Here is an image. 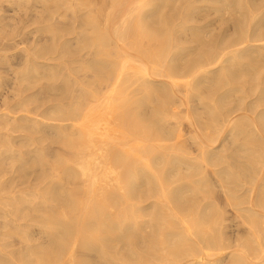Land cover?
<instances>
[{"label":"bare ground","instance_id":"bare-ground-1","mask_svg":"<svg viewBox=\"0 0 264 264\" xmlns=\"http://www.w3.org/2000/svg\"><path fill=\"white\" fill-rule=\"evenodd\" d=\"M26 1H28V0H25L24 4H20L19 7H21V5L27 6ZM61 1L62 0H60L59 3H61ZM89 1L90 0H82L81 4L87 6L88 4L91 3ZM91 1H93V0H91ZM102 1H99V2L104 3ZM121 1L122 0H118L117 2H115V3H117V5H115V6H108V8L106 7V9H107V11L105 10L106 12L103 10L104 14H105V15L103 14L105 16V18L101 17L103 19L102 20L103 22L100 20L102 22V23H99L100 27H96L95 30H93L94 32L92 31V33H98V36L100 34V35L104 36V37L102 36L103 38L107 37L106 39H109L108 43H109V41H110V43L108 45H110L112 47V49H110V51H107V52H110V55L112 56L110 58L111 59L113 58L114 60H109V58L107 57L109 54L108 55L104 54L108 58L107 60H104V61L94 58L97 54H100V56L102 54V53H100L103 50L102 49L103 47H101L102 41L100 40V38L98 41L92 40V38H90V39H88V42L86 41V39L84 40L86 42H83L84 43V49L85 50L88 49V52H86L84 55H88V57L93 56L91 59L85 60V62L83 61V59H80V61L82 60V62L86 63V66H87V68L85 66V68L87 70L85 71L84 76H85L86 80H87V78L90 79V77L93 78V82H96L95 84H97L96 87L94 86L96 89L93 88L94 90H92V88H91V92L86 93L87 96H85V93L83 94V92H82V96H81V94L79 96L78 93L80 91L78 92L77 91L78 89H74V88H76V87L79 88L80 86H82V84L85 83L84 79L83 80H81V79L65 80V81H63L62 85H61V83L59 84L61 86H57L58 88H54L55 90H59V91L62 90L63 91V90H67L68 88H70L72 86L71 88L77 92V97L75 96V97H71L68 99L75 101L77 103L78 107H76L75 102L72 106H70L73 102V101L71 102V100H70V103L68 102L70 104L69 105L70 107H65L68 105V104L65 105L66 102H65V104H62V102H61V104L58 103L57 105L55 103V105L49 107L50 112H51V118L50 119L52 121L56 122L54 124L41 122L40 120H38L36 118L37 115H35L36 117H31L28 110H26V112L24 114H21L18 116H16V115L14 116L13 115L14 113L9 112V111H6V112L0 111L1 112L0 113V119H4V120H0V130H1V127L7 128V125L12 124V126H14L15 128H18V130L22 129V132L24 130L27 133L30 132V134H31V133H34V131L38 130V132L40 133L41 131L39 129L43 125L44 128L46 127V128H50V129L55 130L54 133L56 132L55 134H57V135H55L57 137V140H55L56 138L54 139L55 142L59 141L60 144L63 145L65 148L67 147V149L70 147L68 149V153L70 156H68V158L65 157V162L62 164L63 175L65 172L64 170H66L68 172V176L66 177L67 181H65V179H62V181L64 180L63 182H64V185L66 184V188L68 185H71V187H74L73 188L74 190L72 189L69 192H67V194L65 193L66 197L59 200L58 199L59 197H56L57 195L55 196V194H54L55 189L53 188L54 186H57V187L61 186V185H59V183L61 182L60 179L58 180V181H60L58 184H56V181H55V178H57L56 177L57 172L55 173L56 169H54V166H52L53 168L50 170V172L52 171L54 173L51 176V178H49L45 174V172H46L45 170H47V169L43 170L42 169L43 166L39 165L41 167V172L39 170L40 174L37 177L38 179L37 178H35V179L44 183V185L43 184L42 185L45 186V188H44L45 190L43 189L44 192L42 194L40 192V194H39L40 196L37 195L39 197V198L37 197V199L40 200V199L46 198L52 204L53 203L57 204L55 208L58 207L59 209H66V210L71 211V212H78V214L76 213V215H73V216H77V215L79 216V213H80L79 217L71 218L70 217L71 213H68L70 215H67V213L65 211V213L67 215L66 216L65 213L61 214V212H63V210L59 211L56 209L57 212H60V216H62L61 219H57V217L54 214H51L50 211L47 212L49 209L47 211L46 210L38 211V208L36 206L32 207L33 204H30V207H29V209L32 208V210L28 211V208H27V211L25 210L26 212L24 210H23L24 212H22L21 210L14 209V207H13L14 210L11 208V210H13L11 214H13V213L15 215L17 214L18 216H16V217H18V218L20 216H23L24 220L28 216H31V218L29 219V220H31V219H33V217H34V219H37L39 216H41V214L45 215L44 220L41 218L42 217L41 216V217H39L40 220L38 219V221H39V223L42 222V220L45 221L42 224L40 223L41 225H44L46 223V224L53 226L52 229L54 231L49 229L50 232L52 231V233L49 234L47 231V235H46V239H48L47 238L48 236L52 237V238L50 237L48 239L49 241L52 239V241L49 242L47 240L50 243L49 246H51V248L48 245H47L48 246L47 247L46 243H44V244L47 248H49L48 252H46V251L43 252L40 249H35V247L38 248L39 244H37V246H34L31 248V245H34L35 243L34 244L30 243L31 244L30 245L28 243V239H27V244H29L30 246L28 245L26 247L29 250H31V249L33 250V248H34L35 254H34V251L32 254L30 253L31 255L28 253L29 256L24 257V259L21 258V260H19V262L16 261L18 258L16 260L12 259L11 257H7L5 259V257H6V256H4L5 254L0 255L1 257L3 256V258H4L3 259L0 257V264H14L15 262H16L15 264H119L117 262V259H116L117 256H119L121 258V260L123 261L124 264H145L141 260V255L139 254V251L137 248V246H138L137 239L139 237L138 233H139L140 229L142 230V228H141L142 225L140 226L139 224H142L140 222L143 218L149 219V222H148L149 224L147 223L148 219L146 220V223H147L146 226H148L150 229L149 232L147 231L148 233L145 232V233H147L146 235L143 234L140 237L141 240L143 241L145 249L150 248V246H152V244L155 242L160 243V235L163 236L161 234V232L164 231V230H162L163 228L161 229L162 230L161 231L160 227L164 226V228H165V226H167V225H163V223L165 224L166 222H168V221H165V217H167V216H169L170 218H171V216H173V217L174 216H191V217H189V219L190 218H192V220L198 219V221H200L203 225H206L207 232L208 231L209 232L207 233L204 229H203V231L201 229V231H200L201 235L199 234L198 238L194 237V240H197V242H194V244L195 245H197V244L201 245L202 244V246H200L201 249L197 248V246H195L193 243H192V245L187 244L188 240H190V237L193 238L195 233H194L193 229H192V231H193L194 235L192 234L191 231H190L191 233L188 232L189 229L185 225V220L182 217L181 218L178 217V218H180L179 223L181 225H184L187 228V229H185L186 233L183 230H181L182 227L180 229L177 227H175L174 229H169L168 235L171 234L174 238L175 237L176 238H175V240L171 241L170 243H168V241H167V244H165L166 245L165 247H168V246L171 247V248L168 247L169 249L167 248V250H172V253L175 256L183 255L185 253V251L188 252V255L190 254L189 258H191L190 261L187 260L188 261L187 263H189V264H208L209 261H207V259L210 258L211 255L204 254V252H203L204 255L202 254L201 255L202 258L200 259L199 258L200 256H198L201 254L200 251L203 249H206V250L213 249L214 250L215 248L217 250L218 247L223 246V245H221V243L224 244L222 232L221 233L219 232L217 225H216L217 226L216 231L214 228L212 229V227H215V226H211L210 223L212 222V225H214V223H213V221L210 220V217L209 218L207 217V216H212L211 217V219H212L213 216H214V218H215V216L216 217L221 216L220 215L221 213H219L218 209L214 205H211L213 198H212V195H211V197L209 195H210L212 190H210L209 188H208L209 190H206L207 188H205V187L209 184L206 181L210 178L209 176H211L213 174L214 176L213 175L211 176V177H213V179H214V177L218 178V180H220V181L226 179L229 182L232 181V183H233V181L237 182L239 180L238 178H242L243 174H241L242 171L239 170V172H237V173H239L241 175V177H238L240 175L237 173H234L232 171L233 168H231V166L232 165L234 166L235 165L234 163H236V162L233 163V160H235L237 158L236 160L238 161V158H239V156H237V157L234 156V158H235L234 159V158H232L233 156L232 157L230 156L232 154L233 148H232V151H230L231 154L229 152L230 155H228V156H225L226 154L225 155L222 154V152H225V151L220 152V154H222L221 157L217 156L218 153H216V152H215V154H213V150L216 147V146L214 147L216 140H212L211 136L212 135L214 136V134H223L224 136H222V137L225 138L227 136V139L229 138V136H232L233 140L236 138L237 139L238 138L243 139L244 136L246 137V135H248L250 127H251V130H250L251 133H253V134L259 133L260 137L263 136V133H264V75H262V72L259 73L260 70L258 67H256L257 64L253 65L254 68L251 64H253V62H255V61L264 60V43H262L264 40V31H263L264 29L262 30V28H264V24L262 23L263 22L262 19L259 21L255 20V17H256L255 15H258V12H260L259 15H261V16L264 15V8H262L263 6H260L257 8L256 7H249L248 8V4H247V5H245V6H247L246 7L247 11H245L246 10L245 7L243 9V6H241L245 0L244 1L243 0H230L229 1V4H230L229 7L230 8L236 7V8L241 10V7H242V12L240 10H238V12L240 11L239 12L240 17L237 16V18L239 17V20H240V18L244 19V17L246 16L245 13L248 14V25L246 24L247 26L243 28L244 25L242 24V22H244V21L241 20V22H240L238 20L241 23L240 24L241 27L236 25V23L233 24L234 26L236 25L239 27L237 29V31H234L235 32L234 36L236 35V37L231 35V38L227 39V36L230 37V35H228L227 32H226V36L221 35V34L220 35L217 34L219 36L218 37L216 34H214L218 38L210 41V37H209V39H208L210 41L209 46H208L209 48L204 50V51L202 50L201 52H200V50H201L202 46L199 48L200 45H198V43L195 40V42L197 43L196 46L198 45V52L196 49H195L196 51L194 49L193 50H194V52H197L198 55L196 53L195 54L196 56L194 55V57L192 58L191 55L194 54V52H192V54H191V52L189 51L191 54L189 56H191V58L189 57L184 62L183 61L181 62L180 59H173L172 58V56L175 54L174 52L181 51L182 49L177 50V48H178L177 46L179 45V44L177 45V43L179 42V40L177 42L176 38L178 39L179 37H178V35L174 36V34H175V32L173 33L174 29L171 28L173 25L171 27L169 26L171 18L169 19V17L166 16V15H169V14H166L167 12L166 13L163 12L164 8H162L163 10H162V12H160V26H162L164 29L160 31L158 28V30L160 31V34L167 35L169 40L167 39L168 41H164L160 44L157 43L160 47L159 48L160 52H157V53L155 52L156 54H154V52H153V54L150 53L151 50L154 51L155 48H153V46L151 44H147V38L150 37L149 39H151L152 36L154 37L155 36L154 30H156V29H154L153 32H151L149 28H148L149 30H146L148 26L146 25L147 27H145L144 24H147L148 22H145L144 24L142 23L144 28H145V31H144L145 34L141 33V30H143L144 28L142 27L140 22H143L145 19H148L149 17L156 18V20H158L157 16L155 15L156 17H154L153 15L156 14L157 7H159L160 5L156 6V11L154 9H152L153 12H151V13L149 12L148 17H147L148 13H146L142 16V13H140V12H144L143 9H145L146 6L149 7V4H151V2L155 1L157 4V3H159V0H157V1L156 0H124L125 1V2L123 1L124 5L121 3ZM169 1L170 0H168L167 2H169ZM173 1H172V3H174ZM185 1H187V0H184V2ZM189 1L190 2L194 1V5H195L196 1H199V2H201V1L205 2L206 1V2H209V4H211V3L214 4V2H216V3L218 2L219 4L221 3L220 5H222L224 2H226L228 0H188L187 2H189ZM221 1H224V2H221ZM251 1L252 0H250V3H251ZM11 2H13V1H11ZM14 2L16 3V1H14ZM30 2L32 4L31 0H30ZM51 2H47V8L48 9H51L50 6H48V3H50V5L54 4V2L52 4H51ZM113 2L110 1V3L114 5L115 3H113ZM119 2L122 5H119ZM66 3L64 2L61 4H66ZM76 3H77V1H76ZM93 3H94L93 5H95L94 1H93ZM100 3H98V4H100ZM172 3L170 2V6L173 5ZM183 3H181L180 4L181 6H179L178 8L181 9V7L183 6ZM201 3H203V2H201ZM201 3H199V4H201ZM246 3L247 2L245 1V4ZM9 4L11 5V3H9ZM98 4L96 6L99 7ZM163 4L167 5L166 1ZM186 4L187 3H184V5H186ZM203 4L209 5L207 3H203ZM212 4L210 6H212ZM17 6H18V4H17ZM55 6H56V3H55ZM55 6H53V7H55ZM63 6H65V5H63ZM74 6H76V5H74ZM96 6H92V8L96 7ZM173 6H175V5H173ZM191 6L192 5L190 3V7ZM195 6H192V7H195ZM199 6L201 7V5H199ZM214 6H216V4ZM219 6L217 8H219ZM225 6H227V5L225 4L224 6H220V8L224 9ZM89 7H91V6H89ZM147 7H146V9H147ZM161 7H160V11H161ZM185 7L187 8L188 6H185ZM190 7H188V10L191 9L192 14L194 13L193 12L194 10H197L199 8V7H196L194 9V8H190ZM0 8L2 9L1 6H0ZM97 8H94L93 11L91 10L92 12L89 11L90 14L91 15L93 13L99 14L98 12L101 10H100V7L98 9ZM167 9H165V10L167 11ZM169 9L171 10V9H173V7L169 8ZM169 9H168V11H169ZM174 9L176 10L177 8L174 7ZM175 10L170 11L171 14ZM199 10H200V8H199ZM217 10H219V9H217ZM217 10L215 9L212 11L217 12ZM225 10H227V9H225ZM177 11H179V10H177ZM102 12H100V13H102ZM180 12H185V11H182V9H181ZM219 12H220V10H219ZM223 12H224V10H223ZM226 12H224V13H226ZM218 13H216V14H218ZM224 13H222L223 16H224ZM230 13H231V11H230ZM90 14H89V16H90ZM134 14H136V15H134ZM177 14H179V13L177 12ZM177 14H176V16H177ZM187 14H188L187 18H184V16L182 17L180 15H179V18L182 17L181 18L182 21H183V18L186 19L187 23H188L189 22L188 18L190 17V13H187V11H186L185 15H187ZM207 14H208V11H207ZM93 15H95V14H93ZM93 15H92V17L94 18L95 16H93ZM126 15L128 16V18L126 17ZM133 15L136 18L133 17ZM145 15L147 18H145ZM181 15H183V14H181ZM235 15H237V14H235ZM89 16H88V18H89ZM118 16L119 17L121 16L120 21H118L119 19L117 20ZM171 16L172 15H170V17ZM229 16L231 17L232 15H229ZM86 17H87V15H86ZM123 17H125V18H123ZM213 17H214V14H213ZM215 17H216V15H215ZM93 18H90V19H92V21L90 20V22H93V20H95ZM218 18H221L219 14H218ZM234 18H236V16ZM39 19H42V17ZM43 19H46V17L45 18L43 17ZM134 20L140 21V22H137V26L139 25L138 23H140L139 28L137 26H135L134 24H132L133 22H136ZM150 20H152V19H150ZM174 20H176V18H174ZM54 21H53V23H54ZM176 21H178V20H176ZM205 21H207V19L202 21V22H205ZM217 21H219V20H217ZM221 21H224V20H221ZM157 22H155V23L157 24ZM184 22H186V21H184ZM184 22H182V23H184ZM239 22H238V24H239ZM155 23H151V24L153 25ZM174 23H175V21H174ZM182 23H181V25H182ZM187 23H184V25H186ZM232 23H234V22H232ZM172 24H173V21H172ZM38 25H40V24H38ZM38 25H36V26H38ZM52 25L53 24H51V26ZM133 25L136 28H134ZM148 25H150V23H148ZM202 25H204V30H205L210 25V22L203 23ZM213 25H214V23H213ZM215 25H217V24H215ZM1 26H2V23H1ZM54 26H55V24L52 26V28L56 29L57 25L55 27ZM154 27L155 26L153 25L152 28H154ZM156 27H157V25H156ZM43 28H45L44 30H49V29H46V26ZM43 28L41 30H43ZM52 28H50V29L53 30ZM137 28H138V30H136ZM191 28H193V26ZM1 30H2V28H1ZM51 30H50V32L52 33V35H55V34H53V31H51ZM175 30H176V28H175ZM195 30H197V28H194L193 31H195ZM223 30H225V29H223ZM60 31H61V29H60ZM17 32H18V30H17ZM46 32L47 31H45V33ZM75 32H76V30H75ZM137 32H139V33H137ZM197 32L200 33L199 31H197ZM201 32H202V30H201ZM205 32L206 31H204L202 34H204ZM19 33L20 32H18V34ZM207 33H208V31H207ZM207 33H205V34L207 35ZM216 33H218V32H216ZM123 34H125L124 37L128 34L129 37H131L135 40V43H136V39L139 40L138 44H140V41L143 42V40L141 38L144 37L146 43L144 42L143 46H144V44H146L145 45L146 48L144 49V47H142L144 50L142 48H141L142 50H140V48H139V50H137V49L134 50L135 48L134 49L129 48L128 45L126 46V42H125L126 40L122 36ZM139 34L141 35V37ZM13 35H14V33H13ZM40 35L41 34H39V36ZM52 35H51V37L53 38L54 36H52ZM143 35H145L146 37ZM157 35H159V34L156 33V36ZM192 35H193V33H192ZM206 35H205V37H207ZM209 35H211V34H209ZM201 36H203V35H201ZM216 36H214V37H216ZM232 36H233V38H232ZM11 37H13V36H11ZM129 37L126 36V39ZM157 37H155V38L157 39ZM3 38H1L0 45L3 44V43L1 44V42H3L2 41ZM48 38H50V37H48ZM54 38H56V36ZM131 38H129V39H131ZM155 38H154V40H156ZM196 38L197 37H195V39ZM201 38L202 37H200V39L199 38L198 39L201 40ZM42 39H43V36H42ZM94 39H96V38H94ZM149 39H148V41H149ZM192 39H193V37H192ZM90 40H92V41H90ZM106 41L107 40H105V42ZM127 42H128V40H127ZM129 42H132V40L131 41L129 40ZM142 42H141V46H142ZM158 42H160V41H158ZM173 42H177L176 45H174ZM202 42L204 43L205 41L202 40ZM53 43H54V41H53ZM53 43H51V46L52 45L54 46ZM71 44H73V43H71ZM106 44L107 43L103 44L102 46H105ZM138 44H136V45H138ZM157 44H155V45H157ZM6 45H8V44H6ZM9 45L11 46L12 44H9ZM46 45L40 46L39 47L40 49H37L38 52L36 51V53H33V52L32 53L36 54L38 56L37 53H39V50L45 51L44 53L40 52V54H43L46 57V53L51 50L49 48L50 45L49 46L48 45L46 46ZM149 45H151L152 47L150 46V48H153V49H149ZM10 46H8V49L12 48ZM100 47H101V51H100ZM13 48L15 49V47H13ZM56 48H58V46ZM105 48H106V46L104 47V50H105ZM182 48L185 49V47H182ZM187 48H189V47H187ZM5 49L4 48L2 49V46H1V50H5ZM32 49H33V47H32ZM147 49H149V51H147ZM252 49L253 50L256 49V50H254L252 52L251 51ZM53 50H54V48H53ZM61 50H62V48H61ZM80 50L83 51V48H81ZM104 50H103V53H104ZM30 52H31V50H30ZM54 52H55V50H54ZM62 52H65V50ZM248 52H250V53H248ZM51 53H52V51H51ZM80 53H82V52L79 51V54ZM245 53H248V55H246ZM26 54L27 55H24L25 60L27 59V56H29V54H30L28 50L26 51ZM31 54H30V56H31ZM79 54H78V56H79ZM244 54H245V56H244ZM47 55H48V53H47ZM176 55H178V54H176ZM179 55H181V54L179 53ZM1 56L2 55L0 54V58L3 57V56L2 57ZM49 56H50V54H49ZM175 56H173V57L175 58ZM9 57H8V59H9ZM49 58H51V57H49ZM76 58H77V56H76ZM6 59H7V56H6ZM10 59L13 60L12 55H11ZM29 60H27V62H25V64H27V69L31 70L30 71L31 73L29 72V74L31 75V78L34 80L35 77L32 76V72L34 71L33 67L36 68V65L38 63H36V65H34ZM31 60H32V58H31ZM45 60L47 61V62L45 61L46 64L50 61L47 59H45ZM5 62H8V61L6 60ZM12 62L13 61L10 60L9 63H12ZM34 62H39V60L38 61L34 60ZM0 64H1V62H0ZM4 64H5L4 67L7 66V63H4ZM32 64H33V66H32ZM11 65H14V64H11ZM39 65H40V63H39ZM50 65H52V64H50ZM8 66H9V64H8ZM53 66L54 65H52V67ZM262 67H264V65ZM9 68H8V70H9ZM23 68L25 69L24 66H23ZM13 69H11L12 74H14L16 76ZM5 70H6V68H5ZM26 70H24V72ZM54 70H57V67L56 68L54 67ZM71 70L73 71V69H70V71ZM52 71L53 70L51 69V66H50L48 75L54 77L55 71H53V72ZM59 71H60V69H59ZM59 71H58V73H59L58 75H56L54 78L52 77L53 78L52 81L55 79L54 81L56 82L57 77L59 75L63 74V72L60 74ZM67 72H69V71H65L66 74H68ZM252 72H254V73H252ZM7 73H5V74H7ZM9 73H11V72H9ZM22 73H23V71H22ZM22 73L20 72L19 76H20V79L22 81H24L29 76H28V74H26L28 72L23 73V74ZM46 73L47 72H45V74ZM65 73H64V75H65ZM18 74H19V72H18ZM70 74L71 73L69 72L68 76ZM61 76H63V75H61ZM68 76H67V78H68ZM249 76H251V77H249ZM36 78H38L37 80H39V77H36ZM49 78H51V77H49ZM154 78L160 79V80L157 81ZM7 79L9 81V78H7ZM54 81H53V83H54ZM49 82H51V81L49 80ZM156 82L160 83L159 84L160 89H158L159 87L155 88L156 86H154V85L157 84ZM0 83H1V80H0ZM245 84H247L250 87V89H252L253 91H254L255 87H256V89L257 88L259 89L257 92L254 91L255 93H257V96L254 99H252L254 101H252V102L250 101V103H248V104H244V102H243V101H245L244 98L247 99V96L249 97V95H247L249 93L246 92L247 93L246 94L244 92V89H243V87H244L245 90H248V89H246L247 85L245 87ZM47 85L45 88H47ZM49 85H52V83ZM72 89H71V91H72ZM75 91H74V93H75ZM143 91H145V92H143ZM147 91L149 94L160 99V100L157 99L160 101V104H159L160 107L158 106L159 108L150 105L152 108V113L154 110L153 107L156 108L155 110L157 112H158L157 109L160 110L159 111L160 113L158 114V115H160V119H158V122L157 121L152 122L153 121V119H152V121H150V122H152L153 124H151V127H149V125H148V127L146 128L144 126V124H142V125L140 124V122L142 123L141 120H143V119L140 120V117H141L140 115H138V116H140L139 117L140 122L138 124H137L138 119H136L138 117H136V118L133 117L132 121L135 119L137 121L136 122L134 121V123L131 122L130 121L131 117H129L128 111L131 108L133 109V106H135L134 103H132L135 99L132 100V102H131V97L133 96L134 98L135 97L137 98L138 94L136 92H138V93L143 92V94H144ZM19 92H22V91L20 90ZM85 92H86V90H85ZM24 93H25V91H24ZM230 93L235 94V95L230 96ZM60 94H62V93H60ZM65 94H67V92ZM21 95H22V93H21ZM21 95H20V97H21ZM74 95H76V94H74ZM135 95H137V96H135ZM193 95L196 96V100H198L202 104L201 105L202 108L207 109L206 112H207V114H209L208 118L204 117V115H205L204 111H203L204 115L200 114L202 112H199V113L197 112L198 114H200L198 116L196 113V110L199 111L197 109V107L190 105V103H192L194 101ZM140 96L142 97V94ZM140 96H139V98L142 99ZM144 96H146V98H144L146 100L147 94L146 95L144 94ZM251 97L252 96H250V98ZM66 98H67V96H66ZM80 99H85V101L83 100V103H82V101L81 102L79 101ZM140 99H138V100H140ZM205 99L208 100L207 103H209V101L212 103V108L208 107V106H210V103L207 105L206 103L202 102ZM58 101H60V100H58ZM78 101H79V103H78ZM140 101L137 102L135 108H137V107H139V105H141ZM24 102H25V100H24ZM143 102H144V100H143ZM232 102H234V103H232ZM130 103H132V105ZM146 103H148V102H146ZM157 103H156V105H157ZM74 105H75V107L73 109ZM144 105H145V103H144ZM130 106H131V108H130ZM5 107H8V105ZM5 107H4V109H5ZM21 107H19V108H21ZM141 107H142V105H141ZM10 108H11V106H10ZM258 108H260V109H258ZM20 110L22 111L23 109H20ZM47 112H48V109H47ZM53 112H55V115H56V113L58 115H56V116L53 115V116H55V117H53L52 116V114H54ZM236 112H239L241 114L239 116H236V115H234ZM9 114L10 115L12 114V116H10ZM132 114H135V113L132 112ZM135 115L137 116V114H135ZM153 115L156 116L155 113H153ZM46 116L47 115H45V117ZM144 116H146V115H144ZM128 117H129V119H128ZM202 119H205V120H202ZM182 120H184L185 123H183ZM237 121H238V123L241 121H243L245 123H242V125L239 126L238 123L236 124ZM21 123H23V124L21 125ZM139 124L141 125V129L139 128V126H136ZM183 124L187 125L186 129H189V132H191V134L194 135V136L192 135L193 137H191V135H189L190 138H192V141H190V143H188V145H186L187 141L183 138L184 133H185V132L183 133V131H182L183 130L182 127H184ZM143 126H144V128H142ZM137 127L139 128L140 131H138ZM242 127H245L244 128L245 130ZM247 127H249V128L246 131ZM11 128H10V130H11ZM15 130L16 129H12L11 131L15 132ZM18 130H17V132H18ZM6 131H7V129H6ZM48 131H50V130H48ZM42 132H44V131H42ZM146 134H147V136H146ZM150 134H151V136H150V140H149L147 138L149 137ZM0 135L2 136L1 133H0ZM186 135H188V134H186ZM249 135H251V134H249ZM8 136H10V135H8ZM29 136L27 135V137H29ZM31 136H34V134H32ZM43 136H44V134H43ZM259 136H256V138H260ZM22 137L25 138V136H22ZM39 137H41V136H39ZM5 138L6 137L4 136V140H5ZM36 138H38V137H36ZM213 138L217 139L216 137H213ZM13 139H17V138H14V136H13ZM32 139H34V138H32ZM222 139L220 142H222ZM237 139H236V141L240 140V139H238V140ZM19 140L20 139L18 138V142H19ZM44 140H42V141H44ZM153 140H155V141H153ZM233 140H230V142H233ZM261 140H263V139L261 138ZM22 141H23V139H22ZM29 141H31V140L29 139ZM225 141L226 140L224 139L223 142L225 143ZM6 142H7V140L5 141V143ZM133 142H135L137 144L140 143V144H139V146H137V144L134 143L136 145L135 146L136 148L133 146L134 148L129 149L130 144ZM150 142H152V143H150ZM230 142L228 141V143H230ZM245 142L248 143L247 141H245ZM245 142L243 141L244 144H245ZM226 143H227V141H226ZM260 143H262V141ZM3 144H4V142H3ZM189 144H191L195 148L193 149V147L192 146L190 147ZM252 144H251V146L253 147L254 145H252ZM262 144H263L262 146H264V143H262ZM10 145H12V144L9 143V146ZM39 145H40V143H39ZM232 145H234V144L232 143ZM232 145L230 144L231 147H232ZM241 145L239 146V144H238L237 147L241 150V152L242 151L244 152L243 154H245V152L252 151V150L248 149V146L246 147L247 149H242L244 147H243V145L242 146ZM245 145H247V144H245ZM260 145H258L259 148L257 146H255V147H257L260 150V148H262V146L260 147ZM16 146H14V147L16 148ZM54 146H56V145H54ZM21 147H23V146H21ZM0 148H1V146H0ZM17 148H16V150H17ZM257 148L253 149L254 152H252V155L254 154V156H256L255 155V149H257ZM4 149L6 151L5 145H4ZM24 149L26 150V148H24ZM13 152L14 151H12V153ZM17 152L19 153V151H17ZM30 152H32V151H30ZM153 152H155V154H153ZM226 152H227V150H226ZM4 153L5 152L3 151V153H2L3 156H4ZM20 153L22 155V152H20ZM145 153H147V154H145ZM192 153L194 155H192ZM2 154L0 153L1 157L4 158L2 156ZM40 154H42L41 151H40ZM14 155H15V153H14ZM151 155H153V156L151 157ZM238 155H241V154L238 152ZM246 155H248V153H246ZM249 155H250V153H249ZM22 156H20V158H17V159H22ZM42 156H44V155L42 154ZM147 156L150 158H148ZM222 156H224V157H222ZM251 156H248L249 158H247V159L253 160L254 164L257 165L258 162H256V160L254 158L251 159L250 158ZM36 158L38 159V157H36ZM198 158H200V161L197 163L196 159L198 160ZM242 158H243V156H242ZM256 158L258 159L257 156H256ZM244 160H245V158H244ZM261 160H263V161H261ZM1 161H3V159ZM18 161H20V160H18ZM25 161H27V160H25ZM239 161H240V159H239ZM257 161H259L261 163L263 162L262 164H264L263 158L262 159L259 158ZM14 162H16V161H14ZM247 162L248 161L246 160V163ZM248 164H249V162H248ZM254 164H250V165H252L254 167ZM262 164H260V165H262ZM0 165H2V164L0 163ZM60 165H61V163H60ZM136 165L137 166L141 165V166L137 167ZM154 165L157 167L160 166V169L156 168V169H159L157 172H156V169L154 171L152 169V167ZM23 166H25V165H22V167ZM235 166H237V165H235ZM257 166L255 169H257ZM0 167H2V166H0ZM50 167H51V165H50ZM261 167H263V166H261ZM261 167H260V170H261ZM23 168L25 171V167H23ZM44 168H46V167H44ZM47 168H49V167H47ZM59 168L61 169V167H59ZM181 168L184 170L182 171ZM235 168H234V170H235ZM238 168H241V164L238 165L236 169H238ZM249 168H247V169L249 170ZM2 169H3V167H2ZM119 169H121V170L117 171ZM247 169H246V171H247ZM242 170H244V169H242ZM260 170H259V172H260ZM15 171H17V170H15ZM159 171H160V174H159ZM250 171L253 172L252 169ZM19 172H22V171L20 170ZM255 172H257V171H255ZM46 173H49V171ZM254 173H253V176L258 175V174H254ZM263 174H262V176H263ZM244 175H246V173H244ZM249 175H250V172H249ZM249 175H248V177L250 178L251 176H249ZM48 176H50V175H48ZM206 177H207V179H206ZM255 177H257V176H255ZM60 178H62V177H60ZM172 178L176 179V180L174 179L175 182ZM179 178H181V179H179ZM246 178L247 177L245 176V179L244 180L242 179L243 182H245V180L248 181ZM263 178H264V176H263ZM261 179H262V177H261ZM26 180H27V178H26ZM181 180L183 181V183L182 184L180 183L181 184V185L179 184L180 186L174 185V184H177V182L181 181ZM252 180L254 181L255 179H253V177H252V179L249 180V181H251V184L253 182ZM239 181H241V180H239ZM261 181L259 182L260 184H261ZM263 181H264V179H263ZM123 182L124 183L126 182V184L124 185ZM217 182H219V181H217ZM35 184H36V182H35ZM223 184H224V182H223ZM36 185H34V186H36ZM40 185H41V183H40ZM136 185H138V188L136 187V189H135ZM241 185H242V182H241ZM41 186H38V187H40L39 190L36 187H35L36 189H34L32 187V189L36 190L35 195L37 193H39L38 191H41L40 189L43 188V186L42 187ZM196 186L198 189L196 188ZM199 186H200V189H199ZM252 186H253V184H252ZM203 187L205 188L206 192H204ZM218 187H220L221 189H224L222 182H220ZM256 187H259V186H256ZM261 187L263 188V186H261ZM261 187H259V189ZM59 188H61V187H59ZM63 188H64L63 190H65V187H63ZM201 188H203V189L201 190ZM67 189H71V188H67ZM239 189H240V187H239ZM57 190L60 191V189H57ZM57 190H56V192H57ZM61 190H62V188H61ZM63 190H62V193H59V194L63 195V192H66ZM192 190H195L196 193L198 190H200L199 191V194H200L199 197L197 195L198 193L194 195L193 194L194 191H192ZM231 190H232V187H231ZM246 190L247 189H245L244 192ZM30 191H32V190H30ZM228 191H230V189ZM260 192L262 193L261 189H260ZM189 193H191V194H189ZM246 193H248V194L247 195L245 194V197H244L245 199L244 198L239 199L238 197H237L238 199L236 198L237 203L234 202L235 198H233L234 201L232 200V203L233 202L235 203V204L233 203V206L239 205V204L244 205L245 204L244 202H246L248 204V207H246L244 209L242 207L241 210L239 209L240 207H238V209L242 213L244 212L246 214V216H248L247 218H249V216H251V217L254 216V219H255V217L264 219V197L262 195L256 194L257 192H255V188L248 189L246 191ZM258 193H259V191H258ZM30 194H31V192H30ZM234 194H235V191H234ZM23 195L25 196V193H23L22 197L20 196V198H23ZM153 195H154V197L156 195V197H157L156 199L159 200V202H157V201L156 202L159 205L156 202L152 203L149 205L151 207V209H149L148 207H145V206H142L139 204L140 202L143 203L145 200H148L147 199L148 197H150V198H151V196L153 197ZM206 195H208L209 198H212L210 205H209V202L206 203L207 201L205 202V204L200 203V200L201 199L203 200L204 196H206ZM61 196H60V198H62ZM28 197L29 196H26V198H28ZM26 198L24 197L25 201L23 200V204L26 202V200H27ZM3 199H4V196H3ZM12 199L15 200V198L13 196H12ZM198 199H200V200L198 201ZM228 199L231 200L232 198L229 197ZM20 200H22V199H20ZM205 200H207V199H205ZM224 200H227V199H224ZM32 201L34 202V200H32ZM3 202H5V201L3 200ZM27 202H26V204H27ZM42 202H40V203L42 204ZM55 202H58V203H55ZM37 204H38V202H37ZM3 205H5V203ZM226 205H228V204H226ZM6 206H8V203H6ZM10 206H12V204H10ZM78 206H82L81 209L77 208ZM156 206L160 207V208L157 207L158 209L156 208L157 211L160 210V212L156 211V209H155ZM18 207H20V209H21L20 204L19 205L17 204V208ZM110 207L111 208L118 207V208H120V210L114 212V214H113L112 211L108 209ZM22 208H26V206H22ZM51 208H52V206L50 207V209ZM53 208H54V206H53ZM1 209H2V207H1ZM153 209H154V212H153ZM213 209L215 212L213 211ZM3 210L4 209H2V212H3ZM148 210H150V211L148 212ZM211 210L214 212L213 214H210V212H212ZM239 210L237 211L238 213L240 212ZM208 211H209V214H208ZM0 212H1V210H0ZM241 212L239 213L240 215H241ZM38 214H39V216H38ZM53 215L56 217V219L53 217ZM1 216H3V214ZM25 216H27V217H25ZM35 216H38V217L35 218ZM163 216H165V217H163ZM169 217L167 219L169 220V222H171L172 219H169ZM6 218H8V217H6ZM18 218L16 220H18ZM21 218L22 217H20L19 219L22 220L23 218L22 219ZM43 218H44V216H43ZM52 218L54 220H52ZM217 218L219 220L221 219L219 217H217ZM244 218H246L245 215H244ZM34 219L31 221H37ZM252 219H251V221H253ZM29 220H27V222ZM38 221H37V223H38ZM144 221H142V222H144ZM188 221H190V220H188ZM222 221L223 220H221L220 222H222ZM254 221H256V219ZM246 223H247V221H246ZM259 223L260 222H258V224ZM2 224H5V221H3ZM13 224H14V222H13ZM215 224H216V222H215ZM256 224H254V225H256ZM49 225H48V227H50ZM173 225H175V224H173ZM208 225L211 226L210 229H212L213 232L209 229ZM14 226L15 225H13L12 228ZM253 226L251 225V229ZM259 226H255L254 229L256 230V228ZM5 227H6V225H5ZM19 227H21V226H19ZM19 227L17 226V229ZM15 229H16V227L13 229H8L7 231L13 230L14 232L7 233L8 237H7V235L5 237L11 238L12 235L13 236L16 235L15 231L17 229L16 230ZM5 230H6V228L4 229L3 232L0 231V233L1 234L4 233ZM146 230H148V229H146ZM249 230H250V227H249ZM259 230H261V228L257 230L260 233ZM17 231H19V230H17ZM21 231H19V232H21ZM210 231H211V233H210ZM203 232L204 233L206 232L208 235H206V233L204 234ZM22 234H23V231H22ZM24 234H26L28 236L27 233H24ZM254 234H256V233H254ZM17 236H19V235H17ZM0 237H1V235H0ZM2 237L5 239L3 234H2ZM72 237H73V239H71ZM258 237H261V233H260V236H258ZM7 238H6V240H7ZM13 238H15V236ZM24 238L25 237H23L22 239H24ZM27 238H29V236ZM261 238H263V237H261ZM163 240H164V237H163ZM257 240H259V239H257ZM25 241L26 240H23V242H25ZM246 241H247V239H246ZM11 242L14 243L13 240L10 241V243ZM18 242H19V239H18ZM5 244H6V242H5ZM5 244L3 243V245H5ZM41 244H43V243H41ZM256 244H258V243L256 242ZM0 245H2V244H0ZM77 245H78V247H77ZM199 245H198V247H199ZM239 245H240V243H239ZM243 245H244V243H242V245H240V246H243ZM11 246H14V245H11ZM19 246H22V245H19ZM23 246H24V244H23ZM185 246L187 247V249L185 248ZM248 246H249V244H248ZM2 247H4V249H6L5 248L6 246H2ZM2 247L0 246V251L3 249ZM24 247H23V249H24ZM224 247H226V246L224 245ZM44 248L45 247H43V249ZM47 248H45L44 250H46ZM77 248L78 249L81 248L83 250L82 253H85V252L94 253L96 260L95 261H93V260L89 261V259H87L88 257H86V255L84 258H86L87 260H85V259L80 260L75 255L76 251H78ZM252 248H254V246H251L252 251L246 247V249L244 248L243 250L237 251L236 253L231 252L228 254H230V256L235 259V260L233 259L234 260L233 262L237 263V264H264V243L259 242V244L257 245L256 248H254V249H252ZM28 249H27V251H28ZM75 249H76V251H75ZM25 250H26V248H25ZM25 250H24V252H25ZM11 251H12V249H11ZM18 251H16V252L19 253ZM27 251L25 253H27ZM66 251H67V253L64 255V253ZM79 251H81V250H79ZM151 251H152V249H151ZM13 252H11V253H13ZM207 253L210 254V252H207ZM32 255H34V258H32ZM74 255L76 256L77 259H75ZM170 255H169V257H170ZM184 255H186V257H188L187 253ZM55 257L57 258V260L54 259L55 261H51V259H53ZM196 257H198V258H196ZM8 259H11V260L8 262ZM174 259H175V257H174ZM145 261H147V260L145 259ZM147 262L149 264V261H147Z\"/></svg>","mask_w":264,"mask_h":264},{"label":"rangeland","instance_id":"rangeland-1","mask_svg":"<svg viewBox=\"0 0 264 264\" xmlns=\"http://www.w3.org/2000/svg\"><path fill=\"white\" fill-rule=\"evenodd\" d=\"M11 1H13V2H11ZM14 1H16V3L14 2ZM23 1V2H22ZM24 1L25 0H0V6L2 7V9L0 8V41H1V38H3L4 36V38L2 39V41L3 42H1V44L2 45H0V54L3 56H1L2 58H0V62H1V64H0V75L2 76H0V80H1V83H0V85L3 87H1L0 86V111L1 112H6V111H9V112H12V113H14L13 115L15 116H18V115H21V114H24L25 112H26V110H28L29 111V113H30V116L31 117H36L35 115H37V119L38 120H40L41 122H45V123H49V124H54V123H56V122H54V121H52L50 118H51V112H50V109H49V107H51V106H53V105H55V103H56V105L59 103V104H61V102H62V104H65V102H66V104L65 105H67V106H65V107H70V106H72L73 104H74V102L75 101H73V100H71V99H68V98H71V97H77V92L74 90V89H78L77 91L79 92L78 93V95L80 96V94H81V96H82V92H83V94L85 93V96H87V94L86 93H88V92H91V88H92V90H94V89H96L95 87H96V85L97 84H95L96 82H93V78L92 77H90V79L89 78H87V80H86V78H85V71L87 70L86 68H87V66H86V63H84L85 62V60H88V59H91L92 57H88V55H84L86 52H88V49H84V43L83 42H88V39H90V38H92V40H96V41H98L99 40V38H100V40L102 41V45L103 44H105V43H107L105 46H106V48H105V50H104V47L105 46H102L101 45V47H103L102 49L104 50V53H103V50H102V52H100V53H102L103 55L105 54V55H108L107 57L109 58V60H114L113 58L111 59L110 57H112L111 55H110V52H107V51H110V49H112V47L110 46V45H108L109 43H110V41H109V43H108V40L109 39H106V38H103L104 36L103 35H100L99 34V36H98V33H92V31L93 30H95V28L96 27H100V24L99 23H102L103 21V19L102 18H105V14H104V11L106 10L107 11V9H106V7L108 8V6H115V5H117V3H115V2H117L116 0L114 1V0H93L94 2H95V5H93L94 3H93V1H89V2H91L90 4H88L87 6H85V5H82L81 3H82V0H62L61 1V3H66V4H61V3H59V1L58 0H31L32 1V4H31V2H30V0H28V1H26V3H27V6L26 5H21V7H19V5L20 4H24ZM69 1V2H68ZM76 1H77V3H76ZM79 1V2H78ZM99 1H102V2H104V3H100ZM110 1L111 2H113V3H115L114 5L113 4H111L110 3ZM124 0H122L121 1V3L124 5V2H123ZM157 1V0H156ZM165 1H166V3H167V5L169 6H167L166 4H163V3H165ZM168 0H159V3H157L156 4V2L155 1H153V2H151V4H149V7H147V9H146V7H145V9H143V11L145 12H140V13H142V16L144 15V14H146V13H148L147 14V17H148V15H149V12L151 13V12H153V10L152 9H154L155 11H156V6L158 5H160L159 7H157V12H156V14H154L153 16L154 17H156L157 16V19L158 20H156V18H152V17H149L148 19H143L144 21L143 22H140L139 20L137 21V20H134V21H136V22H133L132 24H134L135 26H137V22H140L141 23V25H142V27L144 28V26L145 27H147V29L146 30H149L150 29V31L151 32H153V30L154 29H156V30H154L155 31V36L152 38L151 37V39H149V38H147V44H151L152 46H153V48H155L154 49V51L153 50H151V52L150 53H152L153 54V52H154V54H156L157 52H160V47H159V45L158 44H160V43H162V42H164V41H168L169 39H168V36L167 35H163V34H160V31L161 30H163L164 28L162 27V26H160V12H162V8H164V11L163 12H167L166 14H169V15H166V16H168L169 17V19L171 18V20H170V27L171 28H173L174 30H173V33L175 32V34H174V36H177L178 35V39L176 38V40H177V42H178V40H179V42L177 43V42H173L174 43V45H176V43H177V50H181V51H176V52H174L175 54L173 55V56H175L176 54H178V55H176L175 56V58L172 56V58L173 59H180L181 60V62L183 61H185L186 59H188L189 57L191 58V56H192V58L194 57V55L198 52V45H200L199 46V48L201 47V50H200V52L203 50H206V49H208L209 47V42L211 41V40H214V39H217L219 36L218 35H225L226 36V32H227V34L228 35H230V37H228L227 36V39L228 38H231V35H233L234 36V31H237V29L239 28L238 26H240V22H241V20L242 21H244V22H242V24L244 25H242L243 26V28L244 27H246L247 25H248V14L247 13H245L246 14V16L244 17V19H242V18H240V20H239V12L241 11L242 12V7H241V10L240 9H238V8H236V7H229L230 6V4H229V1L230 0H228V1H226V2H224V1H221V2H224L227 6H225V8L224 9H222V8H220V6H224L225 4L223 3L222 5H220L218 2V4L216 3V2H214V4H212L211 2V4H212V6H210L211 4H209V2H204V1H201V2H203V3H207V4H209V5H206V4H203V3H201V2H199V1H196L195 2V5H194V1H189L190 3H191V5L192 6H195V7H190V3L189 2H187V1H185L184 2V0H172L174 3H172V1L170 0L169 2H167ZM244 1V0H243ZM245 1L247 2L246 4H245ZM244 1V5L242 4L241 6H243V9H244V7H245V11H247V6H245V5H247L248 4V8L249 7H260V6H263L262 8H264V0H252L251 1V3H250V0H245ZM8 2V3H7ZM18 2V3H17ZM47 2H51V4L54 2V4H52L53 6H55V3H56V6L55 7H53L52 5H50V3H48V6H50V8L51 9H48L47 8ZM74 2V3H73ZM100 3V4H98V3ZM162 2V3H161ZM170 2L173 4V5H175V6H170ZM187 3L186 5H184V3ZM9 3H11V5L9 4ZM15 3V4H14ZM120 2H119V5H122ZM181 3H183V6L181 7V9H182V11H187V13H190V17L188 18V23H187V20L186 19H184V18H187L188 17V14L187 15H185V12H180V8H178L179 6H181L180 4ZM198 5H197V4ZM199 3H201V4H199ZM250 3V4H249ZM254 3V4H253ZM17 4H18V6H17ZM99 5V7H100V10L101 11H99L98 13L99 14H97V13H93V14H95V15H93V16H95L94 18L92 17V15L90 14V12H92L93 11V9L94 8H97L98 6H96V5ZM105 4V5H104ZM155 4V5H154ZM216 4V6H214ZM229 4V5H228ZM63 5H65V6H63ZM74 5H76V6H74ZM152 5V6H151ZM165 7H164V6ZM199 5H201V7L199 6ZM205 5V6H204ZM220 5V6H219ZM254 5V6H253ZM10 6V7H9ZM23 6V7H22ZM58 6V7H57ZM69 6V7H68ZM71 6V7H70ZM80 6V7H79ZM82 6V7H81ZM89 6H91V7H89ZM92 6H96V7H93L92 8ZM102 6V7H101ZM162 6V7H161ZM167 6V7H166ZM177 6V7H176ZM185 6H188V7H190V8H196V7H199L200 8V10H199V8L197 9V10H194L193 12V14H192V12H191V9L190 10H188V7L186 8ZM210 8H208V7ZM219 6V8H217ZM26 7V8H25ZM53 7V8H52ZM98 7V8H99ZM160 7H161V11H160ZM173 7V9H169V8H172ZM174 7L175 8H177L176 10L174 9ZM208 11V14H207V11L204 9V8ZM17 8V9H16ZM35 8V9H34ZM73 8V9H72ZM97 8V9H98ZM151 8V9H150ZM169 9V11H168V9ZM184 8V9H183ZM24 9V10H23ZM31 9V10H30ZM48 9V10H47ZM72 9V10H71ZM80 9V10H79ZM165 9H167V11L165 10ZM187 9V10H186ZM217 10V9H219L220 10V12H219V10H217V12H215V11H212V10ZM225 9H227V10H225ZM230 9V10H229ZM235 9V10H234ZM26 10V11H25ZM29 10V11H28ZM36 10V11H35ZM50 10V11H49ZM68 10V11H67ZM92 10V11H91ZM104 10V11H103ZM146 10V11H145ZM148 10V11H147ZM151 10V11H150ZM172 10H175V11H173V13L171 14V12L170 11H172ZM177 10H179V11H177ZM199 10V11H198ZM223 10H224V12H226V13H224L223 12ZM229 10V11H228ZM238 10H240L239 12H238ZM52 11V12H51ZM90 11V12H89ZM103 11V12H102ZM105 11V12H106ZM230 11H231V13H230ZM234 11V12H233ZM244 11V10H243ZM54 12V13H53ZM74 12V13H73ZM84 12V13H83ZM100 12H102V13H100ZM177 12L179 13V14H177ZM196 12V13H195ZM198 12V13H197ZM201 12V13H200ZM219 12V13H218ZM27 13V14H26ZM38 13V14H37ZM205 13V14H204ZM212 13V14H211ZM216 13H218L219 15H220V17L221 18H218V14H216ZM222 13H224V16H223V14ZM259 13L260 12H258V15H259ZM26 14V15H25ZM40 14V15H39ZM89 14H90V16H89ZM102 14V15H101ZM104 14V15H103ZM176 14H177V16H176ZM181 14H183V15H181ZM199 14V15H198ZM213 14H214V17H213ZM235 14H237V15H235ZM86 15H87V17H86ZM134 15H136V14H134ZM133 15V17H135ZM156 15V16H155ZM170 15H172L174 18H176V20H178V21H176V20H174V18L171 16L170 17ZM179 15L180 16H184V18H183V21H182V17L181 18H179ZM206 17H205V16ZM215 15H216V17H215ZM229 15H232L231 17L229 16ZM255 15L256 17H255V20L256 21H259V20H261L262 19V23L264 24V15ZM28 16V17H27ZM50 16V17H49ZM74 16V17H73ZM88 16H89V18H88ZM125 16V15H124ZM141 16V15H140ZM208 16V17H207ZM236 16V18H237V16H239L237 19L236 18H234ZM258 16V17H257ZM42 17V19H39V18H41ZM43 17L45 18L46 17V19H43ZM102 17V18H101ZM126 17L128 18V16L126 15ZM130 17V16H129ZM132 17V18H133ZM146 17V15H145V18H147ZM205 17V18H204ZM77 18V19H76ZM90 18H93V19H95V20H93V22H90V20L92 21V19H90ZM121 16L119 17H117V20L118 21H120L121 19ZM123 18H125V17H123ZM136 18V17H135ZM192 18V19H191ZM204 18V19H203ZM229 18V19H228ZM257 18V19H256ZM150 19H152V20H150ZM173 19V20H172ZM180 19V20H179ZM207 19V21H205V22H202V21H204V20H206ZM236 19V20H235ZM246 19V20H245ZM55 20V21H54ZM102 22H101V21ZM192 22H191V21ZM217 20H219V21H217ZM221 20H224V21H221ZM233 20V21H232ZM240 22H239V21ZM44 21V22H43ZM53 21H54V23H53ZM151 21V22H150ZM153 21V22H152ZM158 21V22H157ZM172 21H173V24H172ZM174 21H175V23H174ZM184 21H186V22H184ZM221 21V22H220ZM237 21V22H236ZM41 22V23H40ZM145 22H148V23H150V25H148V23L147 24H144ZM155 22H157V24L155 23ZM179 24H177V23ZM182 22H184V23H187L186 25H184V23H182ZM206 22H210V25L207 27V29H205L204 30V25H202L203 23H206ZM231 22V23H230ZM232 22H234V23H232ZM238 22H239V24H238ZM1 23H2V26H1ZM23 23V24H22ZM47 25H46V24ZM92 25H91V24ZM98 23V24H97ZM136 23V24H135ZM140 23H138L139 25H140ZM144 24V26H143V24ZM151 23H155L156 25H157V27H156V25L155 24H153L155 27L154 28H152L153 27V25L151 24ZM159 23V24H158ZM181 23H182V25H181ZM196 23V24H195ZM213 23H214V25H213ZM222 23V24H221ZM236 23V25H238V26H234L233 24H235ZM261 23V24H262ZM38 24H40V25H38ZM51 24H55V26L57 27L56 29H53L52 28V26H51ZM95 24V25H94ZM215 24H217V25H215ZM228 24V25H227ZM247 24V25H246ZM262 24V25H263ZM4 25V26H3ZM36 25H38V26H36ZM46 26V29H49V30H44L45 28H43V27H45ZM82 25V26H81ZM90 25V26H89ZM133 25V27L134 28H136L135 26ZM137 26L138 28L140 27V26ZM147 25V26H146ZM175 25V26H174ZM177 25V26H176ZM24 26V27H23ZM52 28L53 30H51L50 28ZM54 26V27H55ZM152 26V27H151ZM193 26V28H191V27ZM48 27V28H47ZM93 27V28H92ZM151 27V28H150ZM176 28V30H175V28ZM201 27V28H200ZM217 27V28H216ZM236 27V28H235ZM241 27V26H240ZM1 28H2V30H1ZM43 28V30H41ZM77 28V29H76ZM138 28L136 29V30H138ZM149 28V29H148ZM158 28H159V30H158ZM190 28V29H189ZM194 28H197V30H195V31H193L194 30ZM212 28V29H211ZM29 29V30H28ZM37 29V30H36ZM60 29H61V31H60ZM67 29V30H66ZM142 29V28H141ZM182 29V30H181ZM223 29H225V30H223ZM264 28H262V30H263ZM17 30H18V32H20L19 34H18V32H17ZM50 30L51 31H53V34H55V35H52V33L50 32ZM75 30H76V32H75ZM140 30V29H139ZM201 30H202V32H201ZM211 30V31H210ZM261 30V31H262ZM26 31V32H25ZM45 31H47L46 33H45ZM145 31V28L143 29V30H141V33L142 34H145V32L143 33V32ZM185 31V32H184ZM197 31H199L200 33H198ZM204 31H206L205 33H207V31H208V33H207V35L204 33V34H202ZM264 31V30H263ZM23 32V33H22ZM81 32V33H80ZM88 32V33H87ZM94 32V31H93ZM216 32H218V33H216ZM229 32V33H228ZM8 33V34H7ZM13 33H14V35H13ZM137 33H139V32H137ZM140 33V34H141ZM156 33L157 34H159V35H157L156 36ZM192 33H193V35H192ZM233 33V34H232ZM37 34V35H36ZM39 34H41L40 36H39ZM46 34V35H45ZM48 34V35H47ZM76 34V35H75ZM95 34V35H94ZM139 34V35H140ZM141 34V35H142ZM209 34H211V35H209ZM213 34V35H212ZM214 34H218L217 36L216 35H214ZM8 35V36H7ZM13 36V37H11V36ZM25 35V36H24ZM33 35V36H32ZM51 35L52 36H56V38H52L51 37ZM86 35V36H85ZM124 35L125 34H123L122 36L124 37ZM141 35H140V37H141ZM161 35V36H160ZM163 35V36H162ZM181 35V36H180ZM192 35V36H191ZM201 35H203V36H201ZM205 35L207 36V37H205ZM209 35V36H208ZM35 36V37H34ZM42 36H43V39H42ZM46 36V37H45ZM101 36V37H100ZM103 36V37H102ZM126 36H128L129 37V35L127 34ZM126 36L124 37V39L126 40L125 42H126V46L128 45L129 46V48H132V49H134V50H139V48H140V50H142L143 48L142 47H144V49L146 48L145 47V45L146 44H144V46H143V43L145 42L146 43V41H145V38L143 39V38H141L142 40H143V42L142 41H140V44H138V42H139V40H137L136 39V43H135V40L133 39V38H131V37H129V38H131V39H129V38H127L126 39ZM143 36H145V35H143ZM214 36H216V37H214ZM233 36H232V38H233ZM48 37H50V38H48ZM122 37V38H123ZM146 37V36H145ZM155 37H157V39L155 38ZM164 37V38H163ZM181 37V38H180ZM192 37H193V39H192ZM195 37H197L196 39H195ZM200 37H202L201 38V40H199L200 39ZM209 37H210V41L208 40L209 39ZM234 37H236V35L234 36ZM10 40H9V39ZM14 38V39H13ZM16 38V39H15ZM19 38V39H18ZM94 38H96V39H94ZM154 38L156 39V40H154ZM199 38V39H198ZM206 40H205V39ZM22 39V40H21ZM52 39V40H51ZM55 39V40H54ZM74 39V40H73ZM86 39V41H84ZM148 39H149V41H148ZM163 39V40H162ZM168 39V40H167ZM198 39V40H197ZM9 40V41H8ZM34 40V41H33ZM92 40H90V41H92ZM105 40H107L106 42H105ZM127 40H128V42H127ZM129 40L131 41L132 40V42H129ZM175 40V39H174ZM175 40V41H176ZM194 40V41H193ZM195 40H196V42L198 43V45L196 46V42H195ZM202 40H204L205 42L203 43L202 42ZM53 41H54V43H53ZM82 41V42H81ZM152 41V42H151ZM158 41H160V42H158ZM203 43H201V42ZM44 42V43H43ZM141 42H142V46H141ZM182 44H181V43ZM14 43V44H13ZM51 43H53L54 44V46L52 45L51 46ZM71 43H73V44H71ZM158 43V44H157ZM262 43H264V40H263V42ZM5 44V45H4ZM6 44H8V45H6ZM9 44H12L11 46L9 45ZM50 45L49 46V48L51 49L50 51H48L47 53H48V55H47V53H46V57L43 55V54H40V52L41 53H44L45 51H40L39 50V53H37L38 54V56L36 55V54H33V53H36V51H37V49H40L39 47L40 46H45V45ZM136 44H138V45H136ZM155 44H157V45H155ZM257 44V43H256ZM4 45V46H3ZM33 45V46H32ZM46 45V46H47ZM60 45V46H59ZM82 45V46H81ZM151 45H149V49H153V48H150V46ZM181 45V46H180ZM187 45V46H186ZM1 46H2V49L4 48H6L5 50H1ZM8 46H10V47H12V48H10V49H8ZM58 46V48H56ZM151 46V47H152ZM194 46V47H193ZM196 46V47H195ZM13 47H15V49L13 48ZM28 47V48H27ZM32 47H33V49H32ZM71 47V48H70ZM86 47V46H85ZM101 47H100V51H101ZM111 47V48H110ZM125 47V46H124ZM180 47V48H179ZM182 47H185V49L184 48H182ZM187 47H189V48H187ZM206 47V48H205ZM27 48V49H26ZM53 48H54V50H55V52H54V50H53ZM61 48H62V50H61ZM66 48V49H65ZM81 48H83V51H81L80 49ZM142 48V49H141ZM157 48V49H156ZM204 48V49H203ZM65 50V52H62V51H64ZM143 49V50H144ZM149 49H147V51H149ZM196 49L197 50V52H194V50ZM28 50L29 51V53L31 54L32 52V54H31V56H30V54H29V56H27V59L25 60V57H24V55H27L26 54V51ZM30 50H31V52H30ZM34 50V51H33ZM60 50V51H59ZM187 50V51H186ZM195 50V51H196ZM254 50H256V49H254ZM253 49L251 50L252 52L254 51ZM51 51H52V53H51ZM59 51V52H58ZM79 51L80 52H82V53H80L79 54ZM191 52V54H192V52H194V54H190V52ZM250 51V52H251ZM3 52V53H2ZM22 52V53H21ZM38 52V51H37ZM62 52V53H61ZM156 52V53H155ZM178 52V53H177ZM182 52V53H181ZM250 52H248V53H250ZM66 53V54H65ZM179 53L181 54V55H179ZM248 53H245L246 55H248ZM20 54V55H19ZM49 54H50V56H49ZM52 54V55H51ZM75 56H74V55ZM78 54H79V56H78ZM101 54V56H100V54H97L94 58L95 59H100V60H102V61H104V60H107L108 58L104 55H102ZM245 54H244V56H245ZM11 55H12V58H13V60L12 59H10V57H11ZM43 55V56H42ZM84 55V56H83ZM188 55V56H187ZM189 55H191V56H189ZM197 55H198V53H197ZM6 56H7V59H6ZM10 56V57H9ZM14 56V57H13ZM36 58H35V57ZM40 56V57H39ZM42 56V57H41ZM76 56H77V58H76ZM103 56V57H102ZM196 56V55H195ZM8 57H9V59H8ZM49 57H51V58H49ZM63 57V58H62ZM85 57V58H84ZM184 57V58H183ZM16 58V59H15ZM31 58H32V60L34 59L35 61H38L39 60V62H34V60L32 61L31 60ZM30 59V60H29ZM45 59H47V60H50L47 64L45 63ZM65 59V60H64ZM80 59H83V61L84 62H82V60L80 61ZM8 61V62H5V61ZM10 60L11 61H13L12 63H9L10 62ZM27 60H29L30 62H32L34 65H36V63H38L37 65H36V68L35 67H33V69H34V71L32 72V76L33 77H39V80H37L38 78H34V80L31 78V75L29 74V72L31 71V70H28L27 69V64H25V62H27ZM70 61V62H69ZM47 62V61H46ZM68 64H67V63ZM264 60H259V61H255V62H253V64H251L252 66L253 65H255V64H257L256 65V67H258L259 68V73H261L262 72V75H264V67H262L263 65H264ZM4 63H7V66H5L4 67ZM16 63V64H15ZM39 63H40V65H39ZM70 63V64H69ZM261 63V64H260ZM8 64H9V66H8ZM11 64H14V65H11ZM33 64H32V66H33ZM50 64H52V65H54L53 67H52V65H50ZM26 65V66H25ZM39 65V66H38ZM68 65V66H67ZM11 66V67H10ZM23 66L25 67V69L23 68ZM38 66V67H37ZM41 66V67H40ZM50 66H51V69L53 70V71H55V75H54V77L56 76V75H58L59 73H58V71H59V69H60V74L63 72V74H61V75H63V76H61V75H59L58 77H57V80H56V82L54 81V83H53V81H52V79L54 78L53 76H49L48 75V72H49V69H50ZM60 66V67H59ZM67 66V67H66ZM85 66H86V68H85ZM10 67V68H9ZM41 69H40V68ZM54 67L56 68L57 67V70H54ZM59 67V68H58ZM69 67V68H68ZM150 67V66H149ZM5 68H6V70H5ZM8 68H9V70H8ZM14 68V69H13ZM38 68V69H37ZM253 68H254V66H253ZM262 68V69H261ZM11 69H13L14 70V72H15V74H16V76L14 75V74H12V70ZM27 69V70H26ZM70 69H73V71L71 70L70 71ZM18 70V71H17ZM24 70H26L25 72H24ZM43 70V71H42ZM63 70V71H62ZM22 71H23V73H26V72H28V73H26V74H28V78L26 79V80H24V81H22L21 79H20V72L22 73ZM47 72L46 74H45V72ZM52 71V72H53ZM65 71H69L71 74L68 76V74H69V72H67L68 74H66L65 73ZM8 72V73H7ZM9 72H11V73H9ZM18 72H19V74H18ZM35 72V73H34ZM4 73V74H3ZM5 73H7V74H5ZM22 73V74H23ZM31 73V72H30ZM34 73V74H33ZM39 73V74H38ZM57 73V74H56ZM64 73H65V75H64ZM252 73H254V72H252ZM76 75V76H75ZM47 76V77H46ZM67 76H68V78H67ZM12 77V78H11ZM49 77H51V78H49ZM53 77V78H52ZM73 77V78H72ZM249 77H251V76H249ZM7 78H9V81H8V79ZM66 78V79H65ZM63 79V80H62ZM69 79H81V80H85L84 82V84H82V86H80L79 88H74V89H72L71 87L70 88H68L67 90H55L54 88H58L57 86H61L62 84H63V81H65V80H69ZM155 80H157V81H159L160 79H156V78H154ZM15 80V81H14ZM49 80L51 81V82H49ZM4 81V82H3ZM30 82V83H29ZM51 84L52 83V85H49V84ZM61 83V85H59ZM157 83V82H156ZM7 84V85H6ZM48 84V85H47ZM93 84V85H92ZM160 83H157L156 85H154V86H156L155 88H158L160 85H159ZM46 85H47V88H45L46 87ZM158 85V86H157ZM246 85L247 84H245V87H246ZM27 86V87H26ZM56 86V87H55ZM95 86V87H94ZM21 89H20V88ZM50 87V88H49ZM53 87V88H52ZM2 88V89H1ZM17 90H16V89ZM81 88V89H80ZM94 88V89H93ZM71 89H72V91H71ZM158 89H160V87L158 88ZM243 89H244V92L246 93H249V94H247V95H249V97L247 96V99L246 98H244L245 99V101H243L244 102V104H248V103H250V101L252 102V101H254V100H252V99H254L256 96H257V93H255V92H257L259 89L257 88L256 89V87L254 88V91L252 90V89H250V87L247 85V87H246V89H248V90H245V88L243 87ZM21 90L22 92H19V91ZM83 90V91H82ZM85 90H86V92H85ZM18 91V92H17ZM24 91H25V93H24ZM62 91V92H61ZM73 93H71V92ZM74 91H75V93H74ZM141 91V90H140ZM157 91V90H156ZM252 93H251V92ZM67 92V94H65ZM139 92V91H138ZM138 92H136L137 94H138V96L137 95H135V96H137V98L138 99H140L139 98V96L142 94V99H140V100H138L136 97L134 98L133 96V98L131 97V102H132V100H134L132 103H134V105L135 106H133V109L131 108V106H130V110L128 111L129 112V117H131L130 118V121L131 122H133L134 123V121L136 122L137 120L136 119H138V121H137V124L140 122L139 121V117H140V120L141 119H143V120H141L142 121V123L140 122V124L142 125V124H144V126L147 128L148 127V125H149V127H151V124H153L152 122H155V121H157L158 122V119H160V115H158L160 112V110L159 109H157L158 110V112L155 110L156 108L155 107H160V99L159 98H156V97H154L153 95H151V94H149L148 93V91L146 92V93H144L145 95L147 94V99L145 100L144 98H146V96H144V94H143V92H145V91H143L141 94L140 93H138ZM13 93V94H12ZM19 93V94H18ZM21 93H22V95H21ZM60 93H62V94H60ZM254 93V94H253ZM32 94V95H31ZM70 94V95H69ZM72 94V95H71ZM74 94H76V95H74ZM244 94V93H243ZM256 94V95H255ZM20 95H21V97H20ZM64 95V96H63ZM233 95H235V94H232V93H230V96H233ZM20 98H19V97ZM47 96V97H46ZM66 96H67V98H66ZM245 96V95H244ZM250 96H252L251 98H250ZM60 97V98H59ZM62 97V98H61ZM64 97V98H63ZM154 97V98H153ZM22 98V99H21ZM26 98V99H25ZM32 98V99H31ZM152 98V99H151ZM20 99V100H19ZM25 100V102H24V100ZM28 99V100H27ZM50 99V100H49ZM60 100V101H58V100ZM155 99V100H154ZM157 99H159V100H157ZM193 99H194V101L192 102V103H190V105H193V106H196L197 107V109L199 110V111H197L196 110V113L198 112H202V113H200V114H202V115H204V112H205V115H204V117H206V118H208V116H209V114H207V112H206V110L207 109H203L202 108V104L198 101V100H196V96H194L193 95ZM243 99V100H244ZM70 100H71V102H72V104L70 105L69 103H70ZM78 100V99H77ZM83 100L85 101V99H80L79 101L81 102L82 101V103H83ZM140 101L141 103V105H142V107H141V105H139V107H137V108H135L136 107V104H137V102L138 101ZM143 100H144V102H143ZM157 100V101H156ZM79 101H78V103H79ZM148 102V103H146V102ZM150 101V102H149ZM153 103H152V102ZM156 101V102H155ZM159 101V102H158ZM6 102V103H5ZM23 102V103H22ZM64 102V103H63ZM69 102V103H68ZM158 102V103H157ZM203 103H206L207 105L210 103V106H208V107H211L212 108V103L209 101V103H207L208 102V100H204V101H202ZM6 105H5V104ZM8 103V104H7ZM76 103V102H75ZM132 103H130L131 105H132ZM144 103H145V105H144ZM155 103V104H154ZM156 103H157V105H156ZM232 103H234V102H232ZM16 104V105H15ZM139 104V103H138ZM149 106H147V105ZM200 104V105H199ZM8 105V107H5V106H7ZM70 105V106H69ZM155 106V107H153L154 108V110H153V113H155L156 114V116L155 115H153V113H152V108H151V106ZM10 106H11V108H10ZM22 106V107H21ZM29 106V107H28ZM4 107H5V109H4ZM14 107V108H13ZM19 107H21V108H19ZM74 107H75V105L73 106V109H74ZM76 107H78L77 106V103H76ZM158 107V108H159ZM37 108V109H36ZM150 108V109H149ZM19 109V110H18ZM20 109H23L22 111L20 110ZM36 109V110H35ZM47 109H48V112H47ZM258 109H260V108H258ZM42 110V111H41ZM135 111V112H134ZM204 111V112H203ZM0 112V113H1ZM16 112V113H15ZM23 112V113H22ZM47 112V113H46ZM132 112L133 113H135V114H137V116L135 115V114H132ZM41 113V114H40ZM54 114H52V116L53 115H55V112H53ZM197 113V115L199 116L200 114H198ZM132 116H131V115ZM146 115V116H144V115ZM241 113H239V112H236L234 115H236V116H239ZM10 115V114H9ZM45 115H47L46 117H45ZM56 115H58L57 113H56ZM55 115V116H56ZM134 115V116H133ZM138 115H140V116H138ZM201 115V116H202ZM10 116H12V114L10 115ZM55 116H53V117H55ZM153 116V117H152ZM155 116V117H154ZM129 117H128V119H129ZM133 117H138V118H134L135 120H133L132 121V119H133ZM151 118V119H150ZM205 118V119H206ZM145 119V120H144ZM150 119V120H149ZM152 119H153V121H152ZM157 119V120H156ZM205 119H202V120H205ZM0 120H4V119H0ZM6 120V119H5ZM207 120V119H206ZM7 121V120H6ZM149 123L150 121H152V122H150L149 124L147 123V122ZM9 122V121H8ZM182 122L183 123H185V121L184 120H182ZM20 123V122H19ZM238 123V121L236 122V124ZM241 123V124H240ZM242 123H245V122H243V121H241V122H239L238 123V125L240 126V125H242ZM23 123H21V125H22ZM136 125V126H139V128L141 129V125ZM184 125V127H182V131H183V133L185 132L186 134H188V135H186L185 133H184V136H183V138L187 141L186 142V145H188V143H190V141H192V138H190V136L189 135H191V137H193L194 135L193 134H191V132H189V129H186L187 127V125H185V124H183ZM144 126L142 127V128H144ZM12 127V128H11ZM5 127H1V134H2V136L0 135V146H1V148H0V153L2 154L3 153V151L5 152L4 153V156H3V154H2V156L4 157V158H2L1 157V155H0V159L2 160L3 159V161H1L0 160V163L2 164V165H0V166H2L3 167V169H2V167H0V206L2 207V209H4L3 210V212H2V209H1V207H0V210H1V212H0V231L1 232H3L4 231V229L6 228V230H5V234L4 233H2L3 234V236L5 237L6 235H7V237H8V234L7 233H10V232H14L13 230L11 231V230H9V231H7L8 229H13V228H15L16 227V229H17V226L19 227V226H21V227H19L17 230H19V231H23V234H22V231L21 232H19V231H17L16 229V235H14L15 236V238H13L12 236H11V238H7V237H5V239L2 237V234L0 233V235H1V237H0V244H2V245H0L1 247L2 246H6L5 248L6 249H4V247H2L3 249L0 251V255H4V256H6L5 257V259L7 258V257H11L12 259H17L16 261L17 262H19V260H21V258H23L24 259V257H26V256H29V254L31 253H33V251L35 250V249H40V250H42L43 252H48L49 251V248H47L48 246H49V242L50 241H52V239L49 241L48 239L51 237H47L48 239H46V235H47V231H48V233L50 234V233H52V231H54L53 229H52V227L53 226H51V225H49V224H44V225H41L42 223H44L45 221H43L44 219H45V215H43V214H41V216H39V214H38V216L39 217H41L42 219V222H40L39 223V221H38V219L40 220V218L38 217V216H35V218H37V219H34V217H33V219L34 220H37L38 221V223H37V221H31V220H33V219H31V220H29L30 218H31V216H25V217H27V218H25V220H24V218H23V216H20V217H22L21 219L22 220H20L18 217H16V216H18L17 214L15 215L14 213L13 214H11L12 213V211L14 210V209H18V210H21L22 212H24L25 210L27 211V208H28V211L29 210H32V208H30L29 209V207H30V204H33L32 205V207L34 206H36L37 208H38V211H43V210H48L47 212H51V214H54L56 217H57V219H61L62 218V216H60V212H57V210H59V211H62L63 210V212H61V214L63 213H65V211H66V213H67V215H70V214H68V213H71V215H70V217L71 218H77V217H79L80 216V213H79V216L77 215V216H73V215H76V213L78 214V212H71V211H68V210H66V209H59L58 207L57 208H55L56 207V205L57 204H52L50 201H48L46 198L45 199H37V197L38 196H40L39 194H40V192H41V194L44 192V188H45V186H43L44 185V183H42V182H40L39 180H37L38 178V175L40 174V172H41V167L40 166H43L42 167V169L44 170V169H47V170H45L46 172H48L49 171V173H46L45 172V174L47 175V177H49V178H51V176L53 175V173L54 172H50V170L53 168L52 166H54V169H56V171H55V173L57 172V174H56V177L57 178H55V181H56V184H58L60 181V183H59V185H61V186H54L53 188L55 189V196L56 197H59L58 199L60 200V199H63V198H65L66 196H65V193L67 194V192H69L70 190H72L74 187H71V185H68L67 186V188H71V189H67L66 188V184L64 185V180L62 181V179H65V181H67V179H66V177L68 176V172L66 171V170H64L65 172H64V175H63V167H62V164L65 162V157H67L68 158V156H70L69 155V153H68V149L70 148H68L67 149V147L65 148L63 145H61L60 144V142L58 141V142H55L54 141V139L55 140H57V137L55 136V135H57V134H55L54 133V131L55 130H53V129H50V128H44L43 127V125H42V127L39 129L41 132L39 133L38 132V130L37 131H34V133H31L30 134V132H26V131H24L23 130V132H22V129H20V130H18V128H15L14 126H12V124H10V125H7V128H5ZM10 128H11V130L12 129H16L15 130V132H12L11 130H10ZM138 128V127H137ZM139 128H138V131H140L139 130ZM243 129L245 128V127H242ZM249 127H247L246 128V131H247V129H248ZM6 129H7V131H6ZM42 129V130H41ZM17 130H18V132H17ZM48 130H50V131H48ZM185 130V131H184ZM245 130V129H244ZM250 130H251V127L249 128V133H248V135H246V137L244 136L243 137V139H241V138H238V139H240V140H238L237 138V140L238 141H236V139H232V136H229V138L227 139V136L224 138V137H222V136H224L223 134H214V136L212 135L211 136V138H212V140H216V143L214 144V147H215V149L213 150V154H215V152L216 153H218V155L217 156H220L221 157V155L222 154H226L225 156H228V155H230L231 154V152L230 151H232V148H233V151H232V154L230 155L232 158H234V156L235 157H237V156H239V158H238V161L235 159V160H233V163L234 162H236V163H234L235 165H240L241 164V168H238V169H236L237 168V166H231V168H233L232 169V171L234 172V173H237V172H239V170H241L242 171V173L241 174H243V176H242V178H238V177H241V175L239 174V173H237V174H239L240 176H238L237 178L239 179V180H241V181H239L237 178V182L236 181H233V183H232V181H228V180H226V179H224V180H218V178H215L214 177V179H213V177H211V176H209L208 178V180L206 181V182H208L207 184V186L205 187V188H207L206 190H212L211 191V193H210V197H211V195H212V198H213V201L211 200L212 198H209V196L208 195H206V196H204V198H203V200L201 199H198V201L200 200V203L201 204H205V202L206 203H208L209 202V205H210V202H211V205H214L217 209H218V211H219V213H221L220 215L221 216H217V217H219V218H221L220 220L215 216V218H214V216H213V220L211 219V217L212 216H207L208 218L210 217V220L211 221H213V223H214V225H212V222L210 223V225L211 226H215V227H212V229L214 228L215 229V231H216V229H217V226H218V230H219V232L221 233L222 232V236H223V242H224V244H222L221 243V245H223V246H220V247H218L217 248V250H216V248L213 250V249H208V250H206V249H203V250H201L200 252H201V254L200 255H198V256H200L199 258L201 259L202 258V254H203V252H204V254H208V255H211V257L210 258H208L207 259V261H209L208 262V264H228L229 262L231 263V264H237V263H234L233 261L235 260L234 258H232L231 256H230V254H228V253H231V252H237V251H240V250H243L244 248L246 249V247L249 249V250H251V246H254V248H256L257 247V245L259 244V242H263L264 243V219L263 218H258V217H255V219H256V221H254L255 219H254V216H249V218H247L248 216H246V214L243 212H241L240 210L242 209V207H243V209L244 208H246V207H248V204L246 203V202H244L243 204L244 205H234L233 206V203L235 202V203H237V201H236V198L238 197L239 199H243L244 197H245V194L247 195L248 193H246V191L248 190V189H250V188H255V192H257L256 194H258V195H262L263 197H264V181H263V176H264V164H262L261 162H259V161H257L259 158H263L264 159V146H262L263 144L262 143H264L263 141H264V133H263V136L262 137H260L259 136V133H257V134H253V133H251L250 132ZM42 131H44V132H42ZM5 132V133H4ZM25 132V133H24ZM4 133V134H3ZM13 133V134H12ZM39 133V134H38ZM10 135V136H8V135ZM23 134V135H22ZM29 136V137H27V135ZM32 134H34V136H31ZM43 134H44V136H43ZM249 134H251V135H249ZM7 138H5V140H4V136ZM48 135V136H47ZM193 135V136H192ZM216 135V136H215ZM13 136H14V138H17V139H13ZM22 136H25V138L24 137H22ZM39 136H41V137H39ZM55 136V137H54ZM146 136H147V134H146ZM150 136H151V134L149 135V137L147 138V139H149L150 140ZM249 136V137H248ZM254 136V137H253ZM256 136H259L260 138H256ZM22 137V138H21ZM27 137V138H26ZM31 137V138H30ZM36 137H38V138H36ZM44 137V138H43ZM187 137V138H186ZM213 137H216L217 139H214ZM10 138V139H9ZM18 138L20 139L19 140V142H18ZM32 138H34V139H32ZM42 140H44V141H42ZM146 138V137H145ZM190 138V139H189ZM223 138V139H222ZM261 138L263 139V140H261ZM22 139H23V141H22ZM29 139L31 140V141H29ZM38 139V140H37ZM59 139V138H58ZM221 139H222V142H220L221 141ZM224 139L227 141V143H226V141H225V143L223 142L224 141ZM233 140V142H230V140ZM250 139V140H249ZM256 139V140H255ZM7 140V142L5 143V141ZM14 140V141H13ZM35 140V141H34ZM148 140V141H149ZM152 140V139H151ZM250 142H249V141ZM13 141V142H12ZM29 141V142H28ZM48 141V142H47ZM153 141H155V140H153ZM228 141L230 142V143H228ZM237 143H236V142ZM243 141L245 142V141H247L248 143H246L245 142V144H247V145H245L244 143H243ZM262 141V143H260ZM3 142H4V144H3ZM10 144H12V145H10L9 146V143ZM12 142V143H11ZM29 144H28V143ZM32 142V143H31ZM38 144H37V143ZM44 142V143H43ZM253 144H252V143ZM258 144H257V143ZM14 143V144H13ZM23 143V144H22ZM26 143V144H25ZM35 143V144H34ZM39 143H40V145H39ZM55 143V144H54ZM135 142H133V143H131L130 144V146H129V149L130 148H134L136 145L135 144H137V143H135ZM150 143H152V142H150ZM154 143V142H153ZM192 143V142H191ZM232 143L234 144V145H232ZM37 144V145H36ZM133 144V145H132ZM139 144L140 143H138L137 144V146H139ZM230 144L232 145V147L230 146ZM239 144V146L242 144H244L243 145V147L244 148H242V149H247L246 147L248 146V149H250V150H252V151H249V152H245V154H243L244 152L242 151L241 152V150L237 147V145ZM251 144L252 145H254L253 147L254 148H259V146L258 145H260V147L262 146V148H260V150L258 149H255V155L258 157V159L256 158V156H254V154L252 155V152H254V148L251 146ZM4 145H5V148H6V151H5V149H4ZM17 145V146H16ZM54 145H56V146H54ZM190 145V147L192 146L191 144H189ZM227 145V146H226ZM241 145V146H242ZM250 145V146H249ZM3 146V147H2ZM8 146V147H7ZM13 146V147H12ZM14 146H16V148H17V150H16V148L14 147ZM21 146H23V147H21ZM62 146V147H61ZM134 146V147H133ZM255 146H257V147H255ZM47 147V148H46ZM193 147V146H192ZM225 147V148H224ZM230 147V148H229ZM250 147V148H249ZM253 149H252V148ZM15 148V149H14ZM24 148H26V150L28 151H26ZM136 148V147H135ZM195 147H193V149H194ZM223 148V149H222ZM13 149V150H12ZM39 149V150H38ZM41 149V150H40ZM59 149V150H58ZM226 150H227V152H226ZM12 151H14L13 153H12ZM16 151V152H15ZM17 151H19V153L17 152ZM30 151H32V152H30ZM40 151H41V153L44 155V156H42V154H40ZM46 151V152H45ZM148 151V150H147ZM218 151V152H217ZM222 151H225V152H222ZM262 151V152H261ZM20 152H22V155H21V153ZM220 152H222V154H220ZM229 152H230V154H229ZM238 152L241 154V155H238ZM14 153H15V155H14ZM31 153V154H30ZM37 153V154H36ZM67 153V154H66ZM150 153V152H149ZM196 153V152H195ZM234 153V154H233ZM246 153H248V155H246ZM249 153H250V155H249ZM263 153V154H262ZM20 154V155H19ZM62 154V155H61ZM145 154H147V153H145ZM151 154V153H150ZM153 154H155V152H153ZM259 154V155H258ZM14 155V156H13ZM36 155V156H35ZM192 155H194L193 153H192ZM253 157H252V156ZM6 156V157H5ZM20 156H22V159H17V158H20ZM40 156V157H39ZM46 156V157H45ZM149 156V155H148ZM147 156V157H148ZM153 155H151V157H152ZM241 156V157H240ZM242 156H243V158H242ZM245 156V157H244ZM248 156H251L250 158L251 159H255L256 160V162H258L257 163V165L256 164H254V162H253V160H248L247 158H249ZM36 157H38V159L36 158ZM222 157H224V156H222ZM36 158V159H35ZM40 158V159H39ZM62 158V159H61ZM66 158V159H67ZM148 158H150V157H148ZM244 158H245V160H244ZM14 159V160H13ZM46 159V160H45ZM239 159H240V161H239ZM18 160H20V161H18ZM25 160H27V161H25ZM54 160V161H53ZM246 160L249 162V164H248V162L246 163ZM6 161V162H5ZM11 161V162H10ZM14 161H16V162H14ZM196 161H197V163L200 161V158H198V160L196 159ZM195 161V162H196ZM261 161H263V160H261ZM13 162V163H12ZM25 162V163H24ZM27 162V163H26ZM240 162V163H239ZM4 163V164H3ZM12 163V164H11ZM60 163H61V165H60ZM246 163V164H245ZM19 164V165H18ZM250 164H254V167L252 166V165H250ZM260 164H262V165H260ZM22 165H25V166H23V167H25V171H24V168L22 167ZM39 167H38V166ZM50 165H51V167H50ZM138 165V164H137ZM136 165V166H137ZM257 166V169H255L256 168V166ZM139 166H141V165H139ZM139 166H137V167H139ZM155 166V165H154ZM152 167V169H153V171L156 169V168H159L160 169V166H155V167ZM244 166V167H243ZM261 166H263V167H261ZM44 167H46V168H44ZM47 167H49V168H47ZM58 167V168H57ZM59 167H61V169L59 168ZM236 167V168H235ZM243 167V168H242ZM250 167V168H249ZM259 167V168H258ZM260 167H261V170H260ZM18 168V169H17ZM21 168V169H20ZM35 168V169H34ZM39 168V169H38ZM219 168V167H218ZM234 168H235V170H234ZM247 168H249V170L247 169ZM254 168V169H253ZM159 169H156V172L159 170ZM182 169V168H181ZM242 169H244V170H242ZM246 169H247V171H246ZM253 170V172H251L250 170ZM4 170V171H3ZM7 170V171H6ZM15 170H17V171H15ZM22 171V172H19V171ZM39 170H40V172H39ZM121 169H119V170H117V171H120ZM184 169H182V171H183ZM259 170H260V172H259ZM35 173H34V172ZM60 171V172H59ZM181 171V172H182ZM240 171V172H241ZM246 171V172H245ZM255 171H257V172H255ZM17 172V173H16ZM32 172V173H31ZM38 172V173H37ZM246 173V175H244V173ZM248 172V173H247ZM249 172H250V175H249ZM255 172V173H254ZM3 173V174H2ZM19 173V174H18ZM27 173V174H26ZM51 173V174H50ZM183 173V172H182ZM253 173L254 174H258V175H255V176H257V177H255V176H253ZM33 174V175H32ZM61 176H60V175ZM158 174V173H157ZM159 174H160V171H159ZM249 176H251L250 178L248 177V175ZM262 174H263V176H262ZM48 175H50V176H48ZM36 176V177H35ZM214 176V175H213ZM245 176L247 177L246 179L248 180V181H246L245 180V182H243V180L245 179ZM3 177V178H2ZM34 177V178H33ZM60 177H62V178H60ZM65 177V178H64ZM252 177H253V179H255L253 182H252V184H253V186H252V184H251V181H249L250 179H252ZM255 177V178H254ZM261 177H262V179H261ZM21 178V179H20ZM26 178H27V180H26ZM35 178H37V179H35ZM48 179V178H47ZM60 179V181H58ZM173 179V178H172ZM175 179V178H174ZM173 179V180H174ZM179 179H181V178H179ZM206 179H207V177H206ZM243 179V180H242ZM262 181H261V180ZM37 180V181H36ZM49 180V179H48ZM47 180V181H48ZM176 180V179H175ZM175 180H174V182H175ZM216 180V181H215ZM14 181V182H13ZM182 181V180H181ZM181 181H178L177 182V184H174L175 186H178L180 183L182 184L183 183V181L181 182ZM217 181H219V182H217ZM261 181V184L259 183ZM35 182H36V184L38 185V186H41L42 184V186H43V188H41L40 190L41 191H38L39 193H37L36 195H35V193H36V190H34V189H38L39 190V188L40 187H38L36 184H35ZM220 182H222V185L224 186V189H221L220 187H218L219 186V184H220ZM223 182H224V184H223ZM241 182H242V185H241ZM40 183H41V185H40ZM124 183V182H123ZM239 183V184H238ZM249 183V184H248ZM259 183V184H258ZM31 184V185H30ZM126 184V182L124 183V185ZM180 184V185H181ZM218 184V185H217ZM238 184V185H237ZM25 185V186H24ZM29 185V186H28ZM33 185V186H32ZM34 185H36V186H34ZM179 185V186H180ZM232 185V186H231ZM241 185V186H240ZM248 185V186H247ZM255 185V186H254ZM34 188V189H32V187ZM41 186V187H42ZM75 186V185H74ZM209 186V187H208ZM243 186V187H242ZM256 186H259V187H261V186H263V188L261 187L260 189H261V191H262V193L260 192V189H259V187H256ZM11 187V188H10ZM36 187V188H35ZM50 187V186H49ZM48 187V188H49ZM59 187H61L62 188V190L64 189L63 187H65V190H63V191H66V192H63V195L62 194H59V193H62V190H61V188H59ZM136 187L138 188V185H136L135 186V189H136ZM231 187H232V190H231ZM239 187H240V189H239ZM242 187V188H241ZM47 188V187H46ZM60 189V191H58L57 189ZM196 188H197V186H196ZM204 188V187H203ZM203 188H201V190L203 189ZM205 188L203 189L204 190V192H206L205 191ZM209 188V189H208ZM220 188V189H219ZM258 188V189H257ZM44 189V190H43ZM50 189V188H49ZM198 189V188H197ZM199 189H200V186H199ZM217 189V190H216ZM230 189V191H228ZM245 189H247L245 192H244V190ZM30 190H32V191H30ZM35 192H34V191ZM43 190V191H42ZM56 190H57V192H56ZM74 190V189H73ZM239 190V191H238ZM241 190V191H240ZM20 193H19V192ZM192 191H194V195L195 194H197L198 195V197H199V191L200 190H196L197 191V193L195 192V190H192ZM214 191V192H213ZM223 191V192H222ZM234 191H235V194H234ZM258 191H259V193H258ZM29 192V193H28ZM30 192H31V194H30ZM34 192V193H33ZM231 192V193H230ZM242 192V193H241ZM23 193H25V196L23 195V198H20V196L22 197V194ZM228 195H226V194ZM234 195H233V194ZM239 193V194H238ZM244 193V194H243ZM27 194V195H26ZM189 194H191V193H189ZM38 195V196H37ZM62 195V196H61ZM231 195V196H230ZM239 195V196H238ZM3 196H4V199H3ZM12 196L15 198V200L14 199H12ZM26 196H29L28 198H26ZM60 196L62 197V198H60ZM190 196V195H189ZM227 198H226V197ZM243 196V197H242ZM24 197L27 199L26 200V202H27V204H26V202L23 204V200H24ZM31 197V198H30ZM35 197V198H34ZM188 197V196H187ZM206 197V198H205ZM232 198L231 200L230 199H228V198ZM241 197V198H240ZM7 198V199H6ZM30 198V199H29ZM39 198V197H38ZM150 197H148L147 199L148 200H145L143 203L142 202H140L139 204L140 205H142V206H145V207H148L149 209H151V207L149 206L150 204H152V203H155L156 201L157 202H159V200L158 199H156L157 197H156V195H155V197H154V195H153V197L151 196V198L149 199ZM233 198H235V201H234V199ZM237 198V199H238ZM11 199V200H10ZM20 199H22V200H20ZM205 199H207V200H205ZM224 199H227V200H224ZM245 199V198H244ZM3 200L5 201V202H3ZM9 200V201H8ZM32 200H34V202L32 201ZM43 202H42V201ZM230 200V201H229ZM232 200L234 201L233 203H232ZM21 203H20V202ZM25 201V200H24ZM217 201V202H216ZM3 202V203H2ZM13 202V203H12ZM37 202H38V204H37ZM40 202H42V204L40 203ZM156 202V203H157ZM224 202V203H223ZM5 203V205H3ZM6 203H8V206H6ZM55 203H58V202H55ZM215 203V204H214ZM224 205H223V204ZM234 203V204H235ZM10 204H12V206H10ZM17 204L19 205L20 204V206H21V209H20V207H18L17 208ZM45 204V205H44ZM84 204V203H83ZM158 204V203H157ZM156 204V205H157ZM226 204H228V205H226ZM242 204V203H241ZM29 205V206H28ZM82 205V204H81ZM159 205V204H158ZM231 205V206H230ZM16 206V207H15ZM22 206H26V208H22ZM52 206V208L50 209V207ZM53 206H54V208H53ZM221 206V207H220ZM5 207V208H4ZM13 207H14V209H13ZM41 207V208H40ZM81 207L82 206H78L77 208H80L81 209ZM119 207V206H118ZM118 207H115V208H108L109 210H111L112 211V213L114 214V212H116V211H119L120 210V208H118ZM160 208L159 206H156L155 207V209L156 208ZM214 207V208H215ZM219 207V208H218ZM238 207H240L239 209H238ZM11 208L13 209V210H11ZM36 208V209H37ZM157 208V209H158ZM215 208V209H216ZM223 208V209H222ZM54 209V210H53ZM57 209V210H56ZM157 209H156V211H157ZM24 210V211H23ZM56 210V211H55ZM221 210V211H220ZM235 210V211H234ZM240 211L241 212V215L237 212V211ZM8 211V212H7ZM10 211V212H9ZM25 211V212H26ZM150 210H148V212H149ZM212 211V210H211ZM213 211H214V209H213ZM210 212V214H213L214 212ZM224 211V212H223ZM55 212V213H54ZM153 212H154V209H153ZM157 212H160V210L159 211H157ZM237 212V213H236ZM57 213V214H56ZM66 213H65V215H66ZM75 213V214H74ZM236 213V214H235ZM3 214V216H1ZM208 214H209V211H208ZM245 215V217L246 218H244V215ZM53 215V217L56 219V217ZM66 215V216H67ZM240 215V216H239ZM5 216V217H4ZM14 216V217H13ZM43 216H44V218H43ZM51 216V215H50ZM84 216V215H83ZM6 217H8V218H6ZM59 217V218H58ZM69 217V218H70ZM146 217V216H145ZM163 217H165V216H163ZM169 216H167V217H165V221H168V222H166L165 224L163 223V225H167V226H165V228H164V226H162V227H160V230L162 229V230H164L163 232H161V234L163 235V236H161L160 235V243L159 242H155V243H153L152 244V246H150V248H146L145 249V247H144V244H143V241L141 240V236L143 235V234H147L148 232H149V227L148 226H146L147 225V223L149 222V219L148 218H143L142 220H141V222L140 223H142V224H139L140 226H141V228H142V230L140 229V231H139V237H138V239H137V242H138V246H137V248H138V251H139V254L141 255V260L145 263V264H148V262L147 261H149V264H189V263H187L188 261H190L191 260V258H189V256H190V254L188 255V252H186L185 251V253L184 254H186L187 253V256L188 257H186V255H179V256H175L173 253H172V250H167V248L169 247H165L166 245L165 244H167V241H168V243H170L171 241H173V240H175V238L171 235V234H169L168 235V232H169V229H174L175 227H177V228H181L182 227V229L181 230H183L185 233H186V230L185 229H189V231L188 232H192V234L194 235V233H195V235L193 236V238L192 237H190V240H188V242H187V244L188 245H192V243L194 244V242H197V240H194V237L196 238H198V236H199V234L201 235V233H200V231H201V229H202V231H203V229L207 232V227H206V225H203L200 221H198V219L197 220H192V218H190L189 219V217H191V216H171V218L169 217V219H172V221L171 222H169V220L167 219ZM178 217H182L184 220H185V225L187 226V228L184 226V225H181L180 223H179V219L180 218H178ZM5 220H4V219ZM18 218V220H16ZM253 218V219H252ZM14 219V220H13ZM29 220L28 222H27V220ZM148 219V220H147ZM190 220V221H188V220ZM218 219V220H217ZM247 219V220H246ZM251 219L253 220V221H251ZM52 220H54L53 218H52ZM51 220V221H52ZM145 220V221H144ZM146 220H147V223H146ZM221 220H223L222 222H220ZM244 220V221H243ZM3 221H5V224H2V222ZM142 221H144V222H142ZM188 221V222H187ZM246 221H247V223L249 224H247L246 223ZM250 221V222H249ZM13 222H14V224H13ZM215 222H216V224H215ZM258 222H260L259 224H258ZM9 225H8V224ZM11 223V224H10ZM169 223V224H168ZM171 223V224H170ZM179 223V224H178ZM218 223V224H217ZM256 224V225H254V224ZM51 224V223H50ZM149 224V223H148ZM162 224V223H161ZM160 224V225H161ZM173 224H175V225H173ZM189 224V225H188ZM196 226H195V225ZM198 224V225H197ZM4 225V226H3ZM5 225H6V227H5ZM13 225H15L13 228H12V226ZM48 225L50 226V227H48ZM169 225V226H168ZM217 225V226H216ZM251 225L253 226L252 227V229H251ZM260 225V226H259ZM9 226V227H8ZM174 226V227H173ZM205 226V227H204ZM209 226V225H208ZM211 226H209V229L211 228ZM255 226H259V227H257L256 228V230L254 229L255 228ZM144 227V228H143ZM249 227H250V230H249ZM261 228V230H259L260 231V233H261V237H263V238H261V237H258V236H260V233L257 231L258 229H260ZM3 229V230H2ZM21 229V230H20ZM45 229V230H44ZM52 230L51 232H50V230ZM146 229H148V230H146ZM192 229H193V231H194V233H193V231H192ZM200 229V230H199ZM208 229V230H209ZM212 229H210L211 231H212ZM144 230V231H143ZM161 230V231H162ZM166 230V231H165ZM196 230V231H195ZM199 230V231H198ZM143 231V232H142ZM148 231V232H147ZM211 231H210V233H211ZM214 231V232H215ZM254 231V232H253ZM256 231V232H255ZM18 232V233H17ZM46 232V233H45ZM145 232H147V233H145ZM190 232V233H191ZM205 232V233H206ZM209 232V231H208ZM207 232V233H208ZM213 232V231H212ZM24 233H27L28 234V236H29V238H27L28 236L26 235V234H24ZM45 235H44V234ZM198 233V234H197ZM204 233V232H203ZM204 233V234H205ZM206 233V235H208ZM247 233V234H246ZM254 233H256V234H254ZM17 235H19V236H17ZM253 235V236H252ZM258 235V236H257ZM169 236V237H168ZM248 236V237H247ZM257 236V237H256ZM17 237V238H16ZM23 237H25L24 239H22ZM74 237V236H73ZM73 237L71 238V239H73ZM163 237H164V240H163ZM168 237V238H167ZM238 237V238H237ZM244 237V238H243ZM6 238H7V240H6ZM52 238V237H51ZM174 238V239H173ZM236 238V239H235ZM240 238V239H239ZM9 239V240H8ZM11 239V240H10ZM16 239V240H15ZM18 239H19V242H18ZM27 239H28V243L30 244H34V245H31V248L32 247H34V246H37V244H39L38 245V248L37 247H35V249L33 248V250L31 249V250H29L26 246H28L29 244H27ZM246 239H247V241H246ZM249 239V240H248ZM257 239H259V240H257ZM13 240V242L14 243H10V241H12ZM23 240H26L25 242H23ZM31 240V241H30ZM49 242H48V241ZM225 240V241H224ZM237 240V241H236ZM245 240V241H244ZM262 240V241H261ZM30 241V242H29ZM230 241V242H229ZM259 241V242H258ZM5 242H6V244H5ZM222 242V241H221ZM237 242V243H236ZM244 243V245L243 246H240V245H242V243ZM255 242V243H254ZM256 242L258 243V244H256ZM3 243L5 244V245H3ZM10 243V244H9ZM17 243V244H16ZM41 243H43V244H41ZM44 243H46V246H45V244ZM236 243V244H235ZM239 243H240V245H239ZM247 243V244H246ZM8 244V245H7ZM22 245L23 246V244H24V249H23V247L22 246H19V245ZM232 246H231V245ZM238 244V245H237ZM248 244H249V246H248ZM251 244V245H250ZM256 244V245H255ZM11 245H14V246H11ZM29 245V246H30ZM195 245V244H194ZM198 245L199 244H197V245H195V246H197V248H200V246H202V244L201 245H199V247H198ZM224 245L226 246V247H224ZM237 245V246H236ZM19 246V247H18ZM229 246V247H228ZM246 246V247H245ZM10 247V248H9ZM13 247V248H12ZM41 247V248H40ZM43 247H45V248H47L46 250H44L43 249ZM50 248H51V246H49ZM77 247H78V245H77ZM223 247V248H222ZM235 247V248H234ZM20 248V249H19ZM23 250H22V249ZM25 248H26V250H25ZM169 248H171V247H169ZM168 248V249H169ZM185 248L187 249V247L185 246ZM254 248H252V249H254ZM11 249H12V251H11ZM27 249H28V251H27ZM78 249V248H77ZM151 249H152V251H151ZM201 249V248H200ZM19 250V251H18ZM24 250H25V252L27 251V253H25L24 252ZM79 250H81V251H79ZM216 250V251H215ZM223 250V251H222ZM8 251V252H7ZM10 251V252H9ZM14 251V252H13ZM16 251H18L19 253H17ZM31 251V252H30ZM75 251H76V249H75ZM82 249L81 248H79L78 249V251H76V253H75V255L81 260V259H85V260H87V259H89V261H95L96 260V258H95V254L94 253H90V252H85V253H82ZM143 251V252H142ZM252 251V250H251ZM11 252H13V253H11ZM16 252V253H15ZM167 252V253H166ZM170 252V253H169ZM207 252H210V254L209 253H207ZM29 253V254H28ZM67 253V251L64 253V255ZM30 254V255H31ZM34 254H35V251H34ZM171 254V255H170ZM203 254V255H204ZM21 255V256H20ZM23 255V256H22ZM74 255V256H75ZM85 255H86V257H88L87 259L86 258H84L85 257ZM88 255V256H87ZM148 255V256H147ZM169 255H170V257H169ZM76 256H75V259H77L76 258ZM172 256V257H171ZM1 257V256H0ZM163 257V258H162ZM174 257H175V259H174ZM213 257V258H212ZM1 258H3V256L1 257ZM32 258H34V255H32ZM95 258V259H94ZM143 258V259H142ZM167 258V259H166ZM189 258V259H188ZM196 258H198V257H196ZM222 258V259H221ZM4 259V258H3ZM54 259H56L57 260V258L55 257V258H53V259H51V261H55ZM78 259V260H79ZM117 262L119 263V264H124L123 263V261L121 260V258L119 257V256H117ZM145 259L147 260V261H145ZM177 259V260H176ZM185 259V260H184ZM224 259V260H223ZM234 259V260H233ZM11 259H8V262L10 261ZM165 260V261H164ZM188 260V261H187ZM229 260V261H228ZM14 261V260H13ZM15 262V261H14ZM175 262V263H174ZM223 262V263H222ZM16 263V262H15ZM14 263V264H15ZM229 263V264H230Z\"/></svg>","mask_w":264,"mask_h":264}]
</instances>
